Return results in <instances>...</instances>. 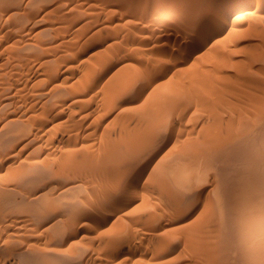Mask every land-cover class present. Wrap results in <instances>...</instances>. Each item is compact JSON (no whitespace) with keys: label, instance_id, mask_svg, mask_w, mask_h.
I'll use <instances>...</instances> for the list:
<instances>
[{"label":"rangeland","instance_id":"374dc122","mask_svg":"<svg viewBox=\"0 0 264 264\" xmlns=\"http://www.w3.org/2000/svg\"><path fill=\"white\" fill-rule=\"evenodd\" d=\"M37 1V2H36ZM66 1H67V4H66ZM71 1V2H70ZM88 0H47V1H45V0H41L40 2H38V0H35L34 2H32V4L30 3V4H28L27 3V5H26V3H21V4H18L17 6H14L13 8H12V10H10V12H7L8 13V15L9 14H12L10 17L8 16V15H4V16H2L1 15V17H3V19L1 18L0 19V51H2L1 53H0V85L1 84H4V83H14V84H12V86L13 85H17L16 86V88H15V86H13L12 88L14 89V91L13 90H10L9 91V96L12 94H14V93H16V91H17V93H16V95H13L12 97H14V98H12L11 96H10V98H9V96H8V101H9V103H11V108H13V109H16L15 111H11L10 112V114H12V115H16V118L17 119H21L20 117H23L22 119H24V120H26L27 119V116L28 115H26V113H24L25 111L27 112V114H29V117L32 115V107L29 105V104H31V102L32 103H34V101H35V103L37 102L38 103V105H37V103H36V105L35 106H37V107H35L34 106V104H33V109L35 108V109H37V111L36 110H34V113H33V116H36L37 114H36V112L38 113L39 111H40V107H41V109L43 110V105L44 106H46L47 104V101L46 102H43V104H42V101H44L45 99L43 98V99H41V101H37V99L38 98H36V97H34L35 99L34 100H32V96H35V95H33V90L36 88V91L34 90V93L35 92H37L38 91V89L40 88L41 90H43L44 92L46 91V92H48L49 90L48 89H50V87L52 88V86L54 85V84H57L56 86H58V85H62V83L60 84V82H63V86H67L68 87V85H66V84H71V82H72V80H75V77H76V80H80L79 79V77L81 76H83V74L85 75V72H87V70L89 71V75L91 76L92 74H90V73H93L92 71H93V69L95 70V68L97 69V71L98 72H106V73H108L107 74V77H106V79L104 80V82L106 83L105 85H104V83H103V85H104V87H103V85H102V87L101 88H103V89H98V88H95V87H93V89H91V88H88L87 89V87H84L83 89H86L85 90V94L84 93H82V94H80V95H73L71 98H69V100H67V102H65V105L64 106H67L68 105V103H69V106H67V107H62V109H64V111H62V112H60V109L61 108H59V111H58V109H57V113H56V111H53L54 112V114H55V117H54V115H52L53 116V118H52V120H50L51 122H48L49 123V125L48 126H46V128L47 129H49L50 130V133L48 132L49 130H47L46 128H45V130H46V134H45V130H39L40 131V133L42 134L43 132H44V134L41 136V134L39 133V131H38V133L36 134V135H33V136H31L30 137V143H32V144H29V140H27V138H24V140H22V143L23 142H25L26 143V141H27V143H26V147H24V149L22 150V152L19 154V157L17 156L16 157V159H18L17 161L15 160V161H13L14 163H12V164H10V163H6V162H3V163H1L0 164V181H3L4 180V178H5V176H6V178L7 179H13V178H8V177H10V174L11 175H16V173H18L19 171H21V170H23L22 172H26L24 175H26V174H29V175H33V176H35V177H37L38 176V178H41L42 180H43V182H47V181H52V184L54 185L55 184V186H56V188L57 189H55L54 190V193H56L58 190H60V187L59 186H61V184H63V183H65V182H70L72 185H73V189H71V190H69L68 191V193L66 192V193H64V195L60 198V199H62L61 201H60V199L58 198V200H57V198L56 199H54V198H52L53 200H51L50 198H49V201L48 200H46V202H42V204L40 203V204H38V206H42V207H44L45 206V203L47 204V207L45 206V208H48V210L46 211V213L44 214V216L43 217H41L42 218V220H41V218H39V220L41 221H39L40 223H37V224H39V227L37 226V229H36V227H34V228H32V227H30V226H26L25 228H24V230H27L26 232L24 231V230H22V233H21V231H17V232H14V233H21L20 234V236H19V234L18 235H16V234H13V235H11L12 234V229H10V228H13L12 226L14 225V222H16V221H14L15 219H18V218H20L21 217V215L23 216H26V214H27V212H24V213H26V214H24L21 210H22V208H15L16 207V205L17 206H19L18 205V201H20V203H21V200H20V198H21V196L18 194H13V193H11V195L10 196H7L5 199L7 200H5L7 203H8V201H15L13 204L10 202V204L9 205H11V207H4V210H3V208H1V210H0V213L3 215H0V230H2L1 232H0V243H2V245L0 246V261L2 262V264H64L65 263V261H69L68 262V264H153V262H154V264H156V262L157 263H164V264H166V262H168L169 260H171L173 257H174V261H175V258L176 257H178V255H179V252H180V255L182 254V256L183 257H185V259L183 258L182 259V257H180V255H179V257H178V261H179V258H181V262H179L178 263V261L175 263V264H191L192 263V261L190 260V258H186V256H184L183 255V253L185 254L186 252H181V251H186L188 248L187 247H189L190 246V244H188L189 242H187L189 239H186L187 237H185L184 235H187V233L186 232H188V230L187 231H183V230H186V228L184 229V227H187L189 224H191L190 226H192V224L194 225V223L196 222V223H198V219L200 218V216H202L201 215V212L203 213V215H205V214H207L206 212L207 211H211L212 210V208H213V210H214V208L216 207H218V208H220V209H216L215 208V210H222L221 212H225V210H228L230 213H233V214H235V218H234V220H233V218L231 219V224L233 225V226H235V223L238 221V219H239V216L242 214L241 212H243V216L244 215H246V214H248V213H250L251 215L253 214V211H256V212H254L255 214H253V216H252V218L251 219H253V217H254V219L253 220H255L256 218V220H258L259 219V217H262L263 215H264V212H263V215H261L260 216V214H262V211L264 210V206H263V204L264 203H262L263 201H264V199L262 200V201H260L262 198H264V194H263V196H262V193H264V178H263V180H262V177L264 176V134L263 135H261L259 138H257V140L256 141H254V143L252 142V143H246V145L243 143L242 145H241V142L243 141L244 142V139L243 138H239V139H237L235 142H234V145H235V148L237 147V149H240L239 151L240 152H238L237 153V149H236V153L234 152L235 151V148H234V150H233V152L235 153V154H233V152L231 151V150H228V149H230V148H232V147H234V146H232L233 144H231V147L229 146L228 147V145L226 146V150H225V146L223 147L222 145H220V143L218 144V150H222L221 151V153H223V151H224V153H223V156H225V154L227 153V155L228 154H232V156H229L231 159H229V162H230V164H232V161L235 163L236 162V164H234L233 163V169H235L234 171L236 172L235 173V175H233L232 177H230L229 179L228 178H226V176L228 177V172H227V174H225V173H223L222 172V170H220V169H218L219 171H217V170H215V171H217V173L218 174H216V172L213 170V172L208 168V170H206L207 169V167L206 166H203V169H202V165H205L204 163H205V158H207V156L209 155L208 153H209V151L210 152H214V151H216L214 148H217V146L216 147H214L213 149H212V147L210 148V146H208L209 144H207L208 142V137H209V135H211V132H212V135L213 134H215L216 132H218V133H220L221 131L223 132V131H225L227 128H229V129H227V130H230V128L231 129H233V130H236L237 128V130L238 131H240L241 129L240 128H242L243 130H244V128H247L248 126H252L253 124H255V123H250V121L252 120V122H254L253 121V119H251V118H254L255 119V117L254 116H251L250 114L252 113V110L248 107V105H247V98H246V96L248 97L249 96V94L252 92V90L255 88V86L257 87V85H258V87H259V85H260V83L262 82L261 80H264V57H263V55H264V42H263V40H264V0H251V1H247V0H230L229 1V4H222L221 6H220V8L218 9V8H215L216 9V11H219L220 9H222L223 10V12L222 13H224V17H221L220 19H221V21L219 22L220 24L219 25H216V26H211L210 28H208V26H207V31H206V33H205V35L203 36V37H201L200 38V40L198 41V43L196 42V44L194 43V46H192L193 44H192V42L191 41H189V39H188V34L190 33V32H188V31H191L192 29H190V30H188V28L186 29V27H185V25H187L189 22H191L192 20H193V14H194V12L196 13L197 12V9L196 8H200V7H197L196 5H194V4H188L187 6L186 5H184V6H182L181 8H183V9H179V10H181V13L182 12H185L184 13V15H183V17L184 18H182V19H175V17H172V15H175L176 13H177V11H178V6L176 5V3L173 1V0H171V1H168L167 0V2L165 1H160V2H157V3H150V4H148V3H145L144 2V0H142L143 2H132V3H129V4H127L128 6H125V7H127L126 9H125V7H122V8H124V10L123 9H121V7L120 8H118V7H111V5H109L110 3H111V1H113V2H116V0H107L108 2H110V3H108L106 0H96L97 2H95V0H89L88 2H87ZM101 1V2H100ZM105 1L108 3L107 5H106V3H105ZM172 1H173V4H174V6H172L173 4H172ZM207 1V0H206ZM57 2V3H56ZM62 2H65V3H62ZM94 2V3H93ZM112 2V4H114ZM168 2H171V3H168ZM231 2V3H230ZM247 2H250V3H247ZM256 2H257V4H256ZM42 3V4H41ZM45 3V4H44ZM49 3V4H48ZM92 3L94 6H92V4H91V6H90V4ZM101 4V5H99V4ZM104 3V4H103ZM164 3H165V5H166V7H165V5H164ZM261 3V4H260ZM37 4V5H36ZM54 4V5H53ZM60 4V5H59ZM63 4H66V6L65 5H63ZM88 4H89V6L91 7H89L88 6ZM105 6H103V5ZM116 4H117V2H116ZM170 4V5H169ZM33 5V6H32ZM40 5H41V7H40ZM42 5H43V7H42ZM47 5V6H46ZM57 7H56V6ZM134 5V6H133ZM140 5V6H139ZM143 7H142V6ZM151 7H150V6ZM160 5V6H159ZM162 5V6H161ZM168 5V6H167ZM255 5H256V7H255ZM261 5V6H260ZM54 6V7H53ZM68 6V7H67ZM98 6V7H97ZM102 6V7H101ZM133 6V7H132ZM158 6V7H157ZM172 6V7H171ZM16 7V8H15ZM34 7V8H33ZM53 7V9H51ZM56 7V8H55ZM62 7V8H61ZM64 7V8H63ZM70 7H71V9H70ZM100 7V8H99ZM110 9H112L111 11L108 9V8ZM132 8V10L133 11H131V8ZM137 7H139V8H137ZM159 7H161V9L164 11H166V10H168V11H166V12H163ZM165 9H164V8ZM192 7V8H191ZM37 8V9H36ZM93 8H94V10H93ZM118 11H115V9ZM140 8H142V9H140ZM150 10H149V9ZM156 8V9H155ZM175 8V10L173 11V13H172V10ZM177 8V9H176ZM195 8V9H194ZM202 8V7H201ZM255 8H256V10H255ZM41 9V10H40ZM50 9V10H49ZM61 9V10H60ZM97 9V10H96ZM100 9V10H99ZM103 9V10H102ZM104 9H106V10H104ZM113 9H114V11H113ZM153 9L155 10V11H153ZM171 11H170V10ZM188 9V10H187ZM260 9H261V11H260ZM40 10V11H39ZM52 10V11H51ZM68 10H69V12H68ZM96 10V11H95ZM99 10V11H98ZM121 10V11H120ZM128 10V11H127ZM162 12H161V11ZM14 13H13V12ZM40 13H39V12ZM47 11V12H46ZM63 11V12H62ZM65 11H67V13L65 12ZM99 13H98V12ZM101 11V12H100ZM102 11H104V12H102ZM110 11V13H107V12H109ZM149 11H151V12H149ZM153 11V12H152ZM156 11L157 12H160L161 14H159V13H156ZM221 11V10H220ZM16 12V13H15ZM34 12H36V14L34 13ZM46 12V13H45ZM49 12V13H48ZM64 12H65V14H64ZM79 12V13H78ZM81 12V13H80ZM92 12H93V14H92ZM94 12H95V14H94ZM111 12H113V16H112V13ZM115 12H117V13H115ZM119 12H120V15H119ZM125 12V13H124ZM127 12H129V13H127ZM133 12H134V14H133ZM18 13V14H17ZM21 13V14H20ZM34 13V14H33ZM100 13H102V16H101V14ZM104 13V14H103ZM123 13V14H122ZM138 13H140V14H138ZM143 13H144V15H143ZM169 13H172V14H170L169 15ZM146 14V15H145ZM155 14V15H154ZM166 14V15H165ZM183 14V13H182ZM239 14V15H238ZM17 15V16H16ZM42 15H44V16H42ZM64 15V16H63ZM105 15H106V17H105ZM134 15H135V17H134ZM139 15V16H138ZM149 15V16H148ZM169 16V19H168V16ZM225 15H226V17H225ZM230 15V16H229ZM236 15V16H235ZM239 17H238V16ZM19 16V17H18ZM29 16V17H28ZM31 16H33V18L31 19L30 17ZM41 16L43 17V18H41ZM93 16V18H91ZM95 16V17H94ZM104 16V17H103ZM130 16V17H129ZM146 16V17H145ZM160 16V18H158ZM28 17V18H27ZM108 17V18H107ZM111 17H113L114 19H112ZM117 17V18H116ZM129 19H128V18ZM153 17V18H152ZM154 17H156V18H154ZM211 16H205V19H207V21H209L211 18H210ZM236 17V18H235ZM238 17V18H237ZM15 18V19H14ZM19 18V19H18ZM37 18V20H35L34 21V19H36ZM88 18V19H87ZM91 18V19H90ZM94 18H96V19H94ZM97 18H98V20H97ZM102 18V19H101ZM121 18V19H120ZM148 18V19H147ZM175 20H174V19ZM208 18H210V19H208ZM232 18H235V20L233 21V19ZM11 19H13V20H11ZM28 19H30V20H28ZM40 19V20H39ZM104 19V20H103ZM109 19V20H108ZM111 19V20H110ZM119 19V20H118ZM137 19V20H136ZM142 19H144V20H142ZM154 19V20H153ZM204 19V16H202V17H199V21L196 19L195 21L197 22H200L201 20H203ZM239 19V20H238ZM241 19V20H240ZM7 20L9 21V22H7ZM15 20V21H14ZM25 20V21H24ZM44 20V21H43ZM72 20H74V21H72ZM87 21V22H85V21ZM107 20V21H106ZM121 20V21H120ZM127 20H129V23H128V21ZM140 20V21H139ZM146 20H147V22H146ZM178 20V21H177ZM228 20V21H227ZM18 21H20V22H18ZM32 21V22H31ZM34 21V22H33ZM71 21V22H70ZM91 21H93V22H91ZM95 21H97V22H95ZM103 21V22H102ZM106 21V22H105ZM125 21H127L126 23H128V24H130L129 26H128V24H124V22ZM131 21V22H130ZM134 21V22H133ZM136 21V22H135ZM142 21H144V22H142ZM148 21H149V23H148ZM160 22V24H159V22ZM173 21V22H172ZM186 21V22H185ZM211 21V20H210ZM15 22V23H14ZM27 22V23H26ZM99 22V23H98ZM119 22V23H118ZM164 22V23H163ZM213 22V21H212ZM234 22V23H233ZM260 22H262L261 24H260ZM19 23V24H18ZM21 23H24L23 24V27H22V24ZM83 23V24H82ZM101 23V24H100ZM106 23V24H105ZM110 23V24H109ZM121 23V24H120ZM122 23H123V25H122ZM133 23V24H132ZM144 23V24H143ZM162 23V24H161ZM187 23V24H186ZM236 23V24H235ZM259 23V24H258ZM12 24V25H11ZM27 24V25H26ZM34 24V25H33ZM81 24V25H80ZM90 24H91V26H90ZM96 24V25H95ZM120 24V25H119ZM135 24V25H134ZM259 25V26H257L258 28H259V30L258 31H260V30H262L261 32H260V35H259V33H258V31L256 30V25ZM263 24V25H262ZM18 25H19V27H21V29L18 27ZM60 25V26H59ZM62 25V26H61ZM64 25H68V27L66 28V26L65 27H63ZM118 27H117V26ZM142 25V26H141ZM145 25V26H144ZM165 27H164V26ZM171 25V26H170ZM183 25V26H182ZM233 25V26H232ZM24 26H25V28H24ZM114 26V27H113ZM121 26V27H120ZM123 26V27H122ZM125 26V27H124ZM137 26V27H136ZM141 26V27H140ZM155 26V27H154ZM161 26V27H160ZM175 26V27H174ZM263 26V27H262ZM49 27V28H48ZM63 27V28H62ZM89 27V28H88ZM91 27V28H90ZM98 27V28H97ZM104 27V29L102 30L101 28H103ZM113 27V28H112ZM146 27V28H145ZM7 28V29H6ZM45 30H44V29ZM71 28V29H70ZM78 29V31H76L77 29ZM93 28V29H92ZM110 28H112V29H109ZM120 28H122L121 30H120ZM127 28V29H126ZM132 28V29H131ZM140 28H142V29H140ZM230 28V29H229ZM257 28V29H258ZM263 28V29H262ZM5 29V30H4ZM24 29V30H23ZM40 29H41V32H40ZM76 29V30H75ZM83 29V30H82ZM88 29V30H87ZM94 29H96V30H94ZM109 30V31H107V30ZM164 29V30H163ZM209 29V30H208ZM18 30H20V31H18ZM38 30H39V32H38ZM77 32H75V31ZM87 30V31H86ZM118 30V32H115V31H117ZM160 30V31H159ZM167 30V31H166ZM169 30V31H168ZM176 30V31H175ZM248 30V32H249V30H250V32L249 33H252L251 32V30L253 31V33H254V30L256 31L255 33L256 34H258V35H256V34H254V36H255V38H256V36H259L261 39H259V38H257V39H255L254 40V38H251L250 39V34H249V36H247V34H245V32ZM80 31V32H79ZM96 32V33H94V32ZM112 31V32H111ZM129 31H130V33H129ZM132 31V32H131ZM157 31V32H156ZM171 31V32H170ZM178 31V32H177ZM182 31V32H181ZM45 32V33H44ZM75 32V33H74ZM82 32V33H81ZM85 32V33H84ZM102 32H103V34H102ZM108 32V33H107ZM164 32H166V33H164ZM180 32V33H179ZM230 32H231V35H230ZM94 34V36H93V34ZM100 33V34H99ZM117 33V34H116ZM162 33V34H161ZM166 34V35H164V34ZM171 33V34H170ZM213 33V34H212ZM227 33V35H225ZM247 33V32H246ZM263 33V34H262ZM11 34V35H10ZM78 36H77V35ZM84 34V35H83ZM87 36H86V35ZM135 36H133V35ZM162 35V37L161 36H159V35ZM240 34H242L241 35V37L242 36H244V37H242V38H240ZM40 35V36H39ZM80 35H82V37L80 36ZM88 35H92L91 37L90 36H88ZM98 35V36H97ZM108 35V36H107ZM132 35V36H131ZM155 35H157V36H159V37H157V36H155ZM172 35V36H171ZM182 35V36H181ZM187 35V36H186ZM225 35V36H224ZM8 36V37H7ZM24 36V37H23ZM43 36V37H42ZM80 36V37H79ZM116 36V37H115ZM164 36V37H163ZM167 36V37H166ZM209 36V37H208ZM230 36V37H229ZM237 36V37H236ZM245 36H247V37H249L248 39L247 38H245ZM254 36H252L251 35V37H254ZM73 37V38H72ZM79 37V38H78ZM88 37V38H87ZM107 37V38H106ZM132 39H131V38ZM157 37V38H156ZM161 37V38H160ZM182 37V38H181ZM239 37V38H238ZM70 38V39H69ZM78 38V39H77ZM92 38V39H91ZM94 38H97V39H94ZM117 38V39H116ZM135 38V39H134ZM224 40H223V39ZM240 39L239 41L238 40H236V39ZM243 38H245V39H243ZM2 39V40H1ZM17 39V41H14V40H16ZM18 39H20V41L18 40ZM28 39H30V40H28ZM76 39V40H75ZM114 39V40H113ZM116 39V40H115ZM139 39V40H138ZM174 39V40H173ZM218 40V42H217V40ZM233 39H235V40H233ZM243 39V40H242ZM250 39V40H249ZM259 39V40H258ZM78 40V41H77ZM86 40V42H84ZM87 40H89V41H87ZM91 40V41H90ZM96 40V41H95ZM104 40V41H103ZM183 40V41H182ZM221 40V41H220ZM232 40V41H231ZM245 40V41H244ZM18 42V44L17 43H15L14 44V42ZM70 41V42H69ZM106 41V42H105ZM134 41V42H133ZM140 41V42H139ZM180 41H182V42H180ZM28 42V43H27ZM29 42H30V44H29ZM69 42V43H68ZM72 42V43H71ZM83 42V43H82ZM112 42H114V43H112ZM163 42V43H162ZM214 42V43H213ZM228 42V43H227ZM32 43V44H31ZM68 43V44H67ZM73 43H75V47L73 48ZM77 43V44H76ZM104 43V44H103ZM137 43V44H136ZM140 43V44H139ZM162 43V44H161ZM225 43L227 44L226 46H225ZM249 43H251V45L249 44ZM256 43H261V44H256ZM11 44V45H10ZM17 44V45H16ZM35 44V45H34ZM55 44H56V46H55ZM61 44V45H60ZM71 46H70V45ZM73 44V45H72ZM90 44V45H89ZM109 44V45H108ZM156 44V45H155ZM161 44V45H160ZM164 44V45H163ZM213 44V45H212ZM224 44V45H223ZM249 44V45H248ZM252 44H255L254 46L252 45ZM10 45V46H9ZM13 45V46H12ZM21 45H22V48H21ZM70 46V47H67V46ZM77 45V46H76ZM95 45V46H94ZM156 47H155V46ZM258 45V46H257ZM17 46H20V47H17ZM28 46V47H27ZM49 46H51V47H49ZM93 46V47H92ZM151 46H153L152 48H151ZM212 46V47H211ZM247 46H248V48H247ZM251 46V47H250ZM255 46H257V47H255ZM260 46V47H259ZM7 47V48H6ZM10 47V48H9ZM13 47V48H12ZM17 47V48H16ZM44 47V48H43ZM48 47V48H47ZM54 47H55V50H54ZM86 49H85V48ZM208 47L210 48V49H208ZM228 47V50L226 49ZM254 47L256 48V49H254ZM36 48V49H35ZM50 48V49H49ZM53 50H52V49ZM58 48V49H57ZM59 48H60V51H59ZM67 48H69V50H67ZM80 48V49H79ZM98 48H99V50H98ZM151 48V49H150ZM250 48V49H249ZM7 49H8V51H7ZM9 49H14V50H12L13 52H14V54H12L13 52L11 51V50H9ZM22 49V50H21ZM42 49H44V50H42ZM62 49V50H61ZM65 49V50H64ZM77 49V50H76ZM218 49V51H216ZM226 49V50H225ZM247 49V50H246ZM253 50L252 52H254L255 54H254V56H253V54L252 53H250L251 51H249V50ZM3 50H5V51H3ZM15 50H17V52H15ZM36 50V51H35ZM47 50H48V52H47ZM58 52H57V51ZM64 50V51H63ZM72 50H74V52H72ZM90 50V51H89ZM101 50V51H100ZM222 50H225V51H222ZM261 50V51H260ZM22 51V52H21ZM28 51V52H27ZM34 51V52H33ZM56 51V52H55ZM62 51V52H61ZM65 51H67V52H65ZM83 51V52H82ZM100 51V52H99ZM204 51H205V54H204ZM216 51V52H215ZM260 51V52H259ZM3 52H5V53H3ZM21 52V53H20ZM30 52H32V54L34 55L35 54V56H36V58H35V56H34V58H33V55L30 53ZM45 52V53H44ZM47 52V53H46ZM72 52V53H71ZM77 52V53H76ZM78 52H80V53H78ZM248 52V53H247ZM6 53H11V54H6ZM19 55H18V54ZM26 53H28V56H27V54ZM50 53V54H49ZM56 53V54H55ZM62 53V54H61ZM69 55H67V54ZM74 53V54H73ZM202 53V55L200 56V54ZM24 54V55H23ZM49 56H48V55ZM67 55L68 57H72L73 58V60H71L70 59V63H71V61H73V63H71V65H73V64H75V65H73L74 66V68L72 67V69H74V71H72V72H69V70L71 69H69V70H67V72H68V74L66 75V77L68 76L69 78L68 79H70L68 82H64L62 79H61V77H63V76H61V74H58L57 75V80L56 79H53V81L52 80H50L51 82H48V83H46V82H41V81H45L44 79H46V76H45V73H46V71L44 70L45 69V65H47V67L48 68H46V70H48V69H50V67L48 66L49 64L51 65V66H54L55 65V67H58L59 65H61V72L62 71H64L65 69L63 68V67H65L66 66V63H64L63 61H62V59H64L63 57H62V59H61V55L62 56H64V55ZM166 54V55H165ZM248 54V55H247ZM250 54V55H249ZM258 54L260 55L259 57H258ZM7 55V56H6ZM11 55V56H10ZM16 55V57H17V55H18V57H17V59L14 57V56ZM20 55H23V56H25V57H23V56H20ZM37 55H38V57H37ZM54 55V56H53ZM75 55V56H74ZM82 55V56H81ZM176 55V56H175ZM194 55V56H193ZM199 55V56H198ZM246 55H247V57H246ZM41 56V57H40ZM43 56V57H42ZM58 56V57H57ZM104 56H108V57H104ZM187 56V57H186ZM252 56V57H251ZM5 57V58H4ZM9 57V58H8ZM14 57V58H13ZM22 59H21V58ZM29 57V58H28ZM49 57V58H48ZM50 57H52L51 58V60H53L52 62H51V60H50ZM102 57V58H101ZM110 57V58H109ZM194 57H196V58H194ZM198 57H199V59H198ZM247 58V59H245V58ZM253 57L255 58V59H253ZM261 57H262V59H261ZM7 58V59H6ZM13 58V59H12ZM25 58H27L25 61H23V59H25ZM47 58V59H46ZM81 58V59H80ZM109 58V59H108ZM178 58V59H177ZM185 58V59H184ZM251 58V59H250ZM257 58H258V60H257ZM11 59V60H10ZM19 59H21V62L19 61ZM35 59H37V60H35ZM39 59V60H38ZM46 59V60H45ZM55 59V60H54ZM58 59H60V61L58 60ZM101 59V60H100ZM107 60V61H104V60ZM171 59V60H170ZM183 59V60H182ZM188 59V60H187ZM195 59H198V60H195ZM243 59H245V62L247 63H245L244 64V60ZM248 59H250V60H248ZM261 59V60H260ZM29 60H30V62H29ZM44 60L46 61V63L44 62ZM48 60V61H47ZM120 60H122V61H120ZM177 60V61H176ZM185 60V61H184ZM16 61V62H15ZM24 62V66L23 65H21L20 66V64L21 63H23ZM37 61V62H36ZM44 62V64H43V62ZM58 62V64L56 63V62ZM63 63H62V62ZM131 61V62H130ZM243 61V62H242ZM252 61V62H251ZM253 61H255V64H254V62ZM256 61H258V62H256ZM3 62V63H2ZM4 62H6V63H4ZM9 62H11V63H9ZM50 62V63H49ZM60 62V63H59ZM98 62H100L99 63V66L97 65L98 64ZM115 62H116V64H115ZM128 62V63H127ZM169 62V63H168ZM248 62H250V63H253V64H248ZM33 63H34V65H33ZM40 63H42L41 65H40ZM62 63V64H61ZM79 63V64H78ZM97 63V64H96ZM104 63L106 64L107 63V65H104ZM172 63V64H171ZM186 63V64H185ZM190 63H192V66H190L191 64ZM193 63H195V65H193ZM241 63H242V65H241ZM6 64V65H5ZM16 64V65H15ZM17 64H19V65H17ZM27 64V65H26ZM39 64V65H38ZM53 64V65H52ZM95 64V67H93V65ZM112 64V65H111ZM123 64H125L124 66H123ZM126 64H128V66L126 65ZM189 64V65H188ZM258 65V67H257V65ZM261 66H260V65ZM8 65V66H7ZM12 65V66H11ZM14 65V66H13ZM42 65H44L43 67H44V69H43V67H41V69H40V66H42ZM56 65H58V66H56ZM62 65H64V66H62ZM77 65V66H76ZM83 65V66H82ZM122 65V66H121ZM176 65V66H175ZM188 65V66H187ZM202 65V66H201ZM240 65H241V67H243V68H241V70H239L240 68ZM246 65V66H245ZM249 65V66H248ZM263 65V66H262ZM29 66H30V68H31V70L29 69ZM39 66V67H38ZM93 68H91V67ZM101 66V67H100ZM125 66H126V68H125ZM250 66H252L251 68H250ZM256 66V67H255ZM11 67H13V69L11 68ZM28 67V68H27ZM169 67V68H168ZM180 67H181V69H183V70H181L180 69ZM184 67V68H183ZM200 67H202V68H200ZM222 67H225L226 68V70H225V68H222ZM247 67L249 68V69H247ZM262 67V70L260 69ZM26 68V69H25ZM37 68H38V71H37ZM69 68V67H68ZM85 68H86V70H85ZM91 68V69H90ZM119 68V69H118ZM222 68V69H221ZM245 68V69H244ZM254 68V69H253ZM3 69V70H2ZM34 69V70H33ZM64 69V70H63ZM71 69V70H72ZM84 69V70H83ZM110 71V72H107L108 70ZM116 69L117 70H121V69H123V70H121V71H118V73H117V71H116ZM168 69V70H167ZM177 69V70H176ZM198 69H199V71L200 72H198ZM261 71H260V70ZM7 71V73H6V71ZM9 70H11L13 73H11V71H9ZM21 70H23V71H21ZM26 70H28V71H26ZM41 70V71H40ZM70 70V71H71ZM161 70V71H160ZM179 70V71H178ZM199 73H195L196 71ZM220 70H223L222 72L220 71ZM243 70H245V74H247V75H245L244 74V71ZM248 70H252V71H247ZM256 70V71H255ZM5 71V72H4ZM20 72V74H19V72ZM37 73H41L42 71L44 72V74L42 75H39V74H37ZM81 71V73L82 72H84L82 75H79V72ZM96 71V70H95ZM116 71V73H114ZM129 71V72H128ZM133 72V71H136V73L135 72H133V75H131L132 73L131 72ZM147 71V72H146ZM175 73H173V72ZM193 71H195V72H193ZM213 71V72H212ZM217 71H218V73H217ZM238 71H240V72H238ZM8 72H10L12 75H10V73H8ZM17 72H18V74H17ZM30 72V73H29ZM75 72L77 73V74H75ZM140 72V73H139ZM211 72V73H210ZM242 72H243V74H242ZM247 72V73H246ZM250 72V73H249ZM251 72H253V73H251ZM255 72H256V74H258V75H253V74H255ZM263 72V73H262ZM26 73V74H25ZM35 73V74H34ZM69 73H71L73 76H71V75H69ZM80 73V74H81ZM112 73H113V76H112ZM129 73H131V74H129ZM144 73V74H143ZM146 73V74H145ZM200 73L202 74V75H200ZM204 73V74H203ZM214 73V74H213ZM226 73V74H225ZM1 74L3 75V76H1ZM23 74H24V76H23ZM28 74V75H27ZM88 74V73H87ZM136 74V75H135ZM143 75V77H141L142 75ZM174 74V75H173ZM215 75V77L213 78V77H211V76H208V75ZM220 76H219V75ZM225 74V75H224ZM228 74V76H226ZM234 74V75H233ZM235 74H236V76H235ZM239 74V75H238ZM243 75V77L245 78H242V75ZM26 75V76H25ZM34 75V76H33ZM37 75V76H36ZM136 77H138V78H136ZM141 75V76H140ZM153 75V76H152ZM230 75H233L234 76V78H232V76H230ZM241 75V76H240ZM251 75H252V77H251ZM262 77H261V76ZM6 76V77H5ZM9 76V77H8ZM19 76V77H18ZM20 76H22L21 78H22V80H19V79H21L20 78ZM38 76H40V78L38 77ZM59 76H60V78H59ZM65 76V75H64ZM70 76H71V78H70ZM111 76V77H110ZM129 76V77H128ZM131 76V77H130ZM162 76V77H161ZM169 76H170V78H169ZM171 76H173L172 78H171ZM195 76V77H194ZM208 76V77H207ZM226 76V77H225ZM230 76V77H229ZM238 76H240V77H238ZM257 76V77H256ZM258 76L259 77H261L262 79H260V78H258ZM5 77V78H4ZM25 77V78H24ZM30 77H32V78H30ZM43 77V78H42ZM65 77V78H66ZM72 77L74 78V79H72ZM77 77H78V79H77ZM80 77V78H81ZM132 77H133V79H132ZM135 77V78H134ZM146 77V78H145ZM153 77V78H152ZM201 77L203 78V79H201ZM205 77H207V78H205ZM211 77V80L209 79ZM250 77V80H252V82L250 81H248L249 78ZM255 77V78H254ZM19 78V79H18ZM59 78V79H58ZM110 78V79H109ZM125 79L127 82H129V80H134V81H131V82H133V83H135V85H137V86H132L131 88H124V90L121 88V90L119 89V88H117V87H121L122 85H123V83L125 82L123 79ZM129 78H131V79H129ZM140 78V79H139ZM166 79V81L164 82L163 81V79ZM171 80V83H170V85H169V79ZM185 78V79H184ZM195 78H196V80H195ZM217 78H219L221 81H222V79L224 80V81H222V83H221V81L220 82H218V84H217V81H219V80H217ZM222 78V79H221ZM224 78H228L227 80H225ZM7 79V81H5ZM17 80V83H16V81L15 80ZM40 79H43V80H41L40 81ZM62 81H61V80ZM109 79V80H108ZM137 79V81H135ZM140 81H139V80ZM142 79V80H141ZM164 79V80H165ZM207 79V80H206ZM213 79H215L214 80V82H213ZM235 79V80H234ZM248 79V80H247ZM256 79H258L257 81H258V83L259 84H257L256 82V84L257 85H253V84H251L254 88H250L251 89V91H249L250 89L247 87V86H249L250 87V85H246L247 83L248 84H250V83H253V81H255ZM260 79V80H259ZM23 80H25V81H23ZM39 80V81H38ZM106 80H108V81H106ZM186 80V81H185ZM198 80H199V82H198ZM231 80H233V81H231ZM248 82H247V81ZM19 81H23V83H20ZM29 81V82H28ZM143 81V82H142ZM147 81H148V83H147ZM159 81V82H158ZM163 81V82H162ZM205 82L204 84H200L201 85V87H204V89L203 88H201L200 87V85H199V83H202V82ZM208 81H211L210 82V84L212 83V92H211V89L209 88L210 86H209V82ZM216 81V82H215ZM229 81H231V82H229ZM240 81L241 82H243L245 85L243 86L242 84H240ZM245 81V82H244ZM39 83L38 85H36L35 83ZM42 83V85H40L41 83ZM75 82H77V81H75ZM74 81H73V84L75 83ZM79 82V81H78ZM137 82V83H136ZM142 82V83H141ZM145 82V83H144ZM151 82V84H149ZM158 82V83H157ZM167 82V83H166ZM183 82H184V84H183ZM226 82V83H225ZM235 82V83H234ZM236 82H239V83H236ZM247 82V83H246ZM264 82V81H263ZM262 82V83H263ZM140 83V84H139ZM157 83V84H156ZM161 83H163V84H161ZM172 83H174V85L172 84ZM178 83V85H175V84H177ZM180 83V84H179ZM196 84V85H193V84ZM215 83V84H214ZM223 83L225 84V85H223ZM233 83L234 84H236V85H234L233 86ZM254 83V84H255ZM261 83V84H262ZM33 84H34V86H33ZM53 84V85H52ZM80 84V83H79ZM79 84L77 85V83L75 84V85H77V87L79 86ZM119 84V85H118ZM124 84H126V82L124 83ZM169 88H167L165 85ZM168 84V85H167ZM172 84V85H171ZM186 84V85H185ZM217 84V85H216ZM228 84H231L233 87H231V85L230 86H228ZM32 85V86H31ZM74 85V87H76ZM146 85V86H145ZM192 85V86H191ZM199 85V86H198ZM215 85V86H214ZM223 85V86H222ZM239 85H240V87H242L241 89H240V87H239ZM22 86H24L23 87V89H21L20 90V88H22ZM33 88V90L32 89H30L31 87ZM43 86V87H42ZM73 86V85H72ZM114 86H115V88H117V89H114ZM155 86V87H154ZM156 86H158V87H156ZM162 88V90H161V88ZM165 86V88H163ZM173 87V86H176V87H174V89L173 88H170V87ZM185 88H184V87ZM187 86H188V89H187ZM194 86V87H193ZM223 87V89L225 90H223L222 89V87ZM39 87V88H38ZM76 87V88H77ZM148 87V88H147ZM151 87V88H150ZM180 87V88H179ZM208 88V89H206V88ZM215 87L217 88V89H215ZM226 87V88H225ZM244 87H246L245 89H244ZM11 88V89H12ZM28 88V89H27ZM71 88V87H70ZM70 88H69V90H70ZM154 88V89H153ZM177 88H179V90L181 89V88H183V89H185V91L187 90L189 93L188 94H186L187 93V91H186V93L184 92V94H183V96H181L182 98L183 97H185L184 99H181V97H180V91H177L178 89ZM218 88H219V90H218ZM221 88V89H220ZM236 88V89H235ZM52 89H54V87L52 88ZM52 89H50V92H49V94L50 93H52ZM73 89H75V88H73ZM82 89V91L84 92V90ZM151 89H153L152 91H151ZM176 89V90H175ZM182 89V90H183ZM198 89V90H197ZM201 89V90H200ZM213 89H215V91L213 90ZM229 89L231 90V91H229ZM234 89V90H233ZM238 89V90H237ZM243 89V90H242ZM247 89V90H246ZM16 90V91H15ZM19 90V91H18ZM99 90V91H98ZM118 91V90H120V94L117 92L116 93V91ZM128 90V91H127ZM149 90H150V92H149ZM159 90H161V91H159ZM166 90V91H165ZM170 90H172V92L174 93V94H176L177 92L179 93V94H177L176 95V97H180V98H178V99H176V100H178V102H176V100H175V102H167L168 101V99H166V97L167 96H169V97H171V95L173 94ZM193 90L195 91V92H193ZM230 93H228L227 91ZM236 90V91H235ZM239 90H240V92H239ZM244 90L247 92H244ZM255 91V93H256V96L258 95L257 94V89H254ZM12 91V92H11ZM21 91V92H20ZM71 91L73 92V90L71 89ZM70 91V92H71ZM76 91V90H75ZM95 91H98V94L97 93H95ZM102 91V92H101ZM115 91V92H114ZM126 93V91H127V94H125V96L123 95L124 94V92ZM157 91V93H158V96L161 94V93H163V95H166L165 96V98H164V96L161 94L160 95V97H158V98H155L154 96H156L157 94H155V92ZM159 91V92H158ZM198 91V92H197ZM206 91V92H205ZM207 91H208V93H207ZM222 92L221 94L219 93V92ZM31 92H32V96L30 97V94H31ZM71 92V93H72ZM93 92H94V94H93ZM161 92V93H160ZM169 92V93H168ZM201 92H203V97H206L207 99H203L202 98V94H201ZM211 92V93H210ZM215 92H216V95H215ZM224 92H225V94H224ZM87 93H88V95H87ZM123 93V94H122ZM153 95H152V94ZM166 93V94H165ZM204 93H207V94H209V95H211V96H209V95H206V94H204ZM214 93V94H213ZM240 95V96H238V94ZM241 93V94H240ZM243 93H244V95H243ZM249 93V94H248ZM253 93V92H252ZM251 93V94H252ZM255 93H253V94H255ZM21 96H20V95ZM22 94H24V95H22ZM27 94V95H26ZM117 94H119L118 96L115 95ZM122 94V95H121ZM168 94V95H167ZM170 94V95H169ZM192 94V95H191ZM195 94V95H194ZM199 94H201V95H199ZM235 94V95H234ZM246 94H248V95H246ZM250 94V96L248 97V99L250 98V100L248 101V102H250L251 101V99H252V96H253V94L251 95ZM84 95V96H83ZM88 96V98H87V96ZM102 95V96H101ZM138 95H140V96H138ZM151 95V96H150ZM182 95V94H181ZM185 95H190L189 97H191V98H187L188 96H185ZM213 95V96H212ZM227 95H230V96H228V98H227ZM233 95H234V97H233ZM243 95V96H242ZM1 96H2V94H1ZM19 96V97H18ZM24 96H29V98H31V99H29V98H26V97H24ZM89 96H90V98H89ZM93 96H96V97H92ZM148 96V97H147ZM195 96V97H194ZM197 96V97H196ZM220 96V97H219ZM221 96H223V97H221ZM232 96V97H231ZM238 96V97H237ZM243 98H242V97ZM256 96H253V100H255L256 99ZM21 97V98H20ZM117 97V98H116ZM124 97V98H123ZM141 97V98H140ZM150 97V98H149ZM163 97V98H162ZM169 97H167V98H169ZM175 97V98H176ZM210 97V98H209ZM216 97V98H215ZM219 97V98H218ZM225 97V98H224ZM231 97V98H230ZM1 99L3 98V97H0ZM19 99V103L17 104L16 103V101ZM80 98V99H79ZM86 98V99H85ZM121 99V101H120V99ZM135 98V99H134ZM145 98H147L146 100H144ZM148 98H149V100H151V99H153V102H152V104L150 103V101L148 100ZM162 98V99H161ZM193 98V99H192ZM194 98H196V99H194ZM198 98H202V99H198ZM230 98V99H229ZM236 98H238L237 100H236ZM241 98V100H243L242 102H241V100H239ZM24 99V100H23ZM72 99V100H71ZM76 99V100H75ZM80 100V102H79V100ZM85 101H84V100ZM164 99H166L165 101H164ZM188 99H189V101H190V103H189V105H188ZM190 99H192V100H190ZM209 99L210 100H213V102H211V101H209ZM218 99V100H217ZM221 99H223V100H221V102H220V100ZM234 99V100H233ZM21 100V101H20ZM26 100H28V101H26ZM81 100L83 101V103L81 102ZM96 100V101H95ZM154 100H157V102H154ZM163 100V101H162ZM179 100H181V101H179ZM188 102H187V101ZM200 100H201V102H200ZM205 100H207L208 102H209V105L206 107V105L208 104V102H206ZM229 100V101H228ZM236 100V101H235ZM246 100V101H245ZM252 100V101H253ZM11 101V102H10ZM31 101V102H30ZM74 101H75V103H74ZM77 101L79 102V103H77ZM94 101V102H93ZM160 101H162L161 103L163 104H165V102H166V104H165V106H167L168 104H170L171 103V105L170 106H168V107H170V108H167V107H165L164 106V104L162 105L161 103H159ZM193 101V102H192ZM196 101V102H195ZM205 101V102H204ZM224 101H226V102H224ZM233 102V104H232V102ZM15 102V103H14ZM18 102V101H17ZM23 102V103H22ZM73 104H71V103ZM205 104H204V103ZM230 102V103H229ZM235 102V103H234ZM241 102V103H240ZM14 103V104H13ZM20 103H22V104H20ZM29 103V104H28ZM46 105H45V104ZM96 103V104H95ZM156 103V104H155ZM175 103H178V105L177 104H175ZM183 103H186V104H183ZM204 107H202L200 104ZM207 103V104H206ZM214 103V104H213ZM216 103H218L217 104V106H216ZM221 103V104H220ZM224 103H226V104H224ZM230 105H229V104ZM243 103V104H242ZM251 103V102H250ZM20 104V105H19ZM25 104V105H24ZM39 104H40V107H39ZM76 104V105H75ZM141 104V105H140ZM149 104V105H148ZM150 104H151V106H150ZM154 104H155V106H154ZM158 104V105H157ZM172 104H173V106H172ZM182 105V106H180V105ZM212 104V105H211ZM226 105V107L224 106V105ZM239 104H240V106H239ZM245 104V105H244ZM249 104V103H248ZM17 105H19V106H21V109L20 108H18L19 110H17ZM122 105V106H121ZM135 105H136V107H138L139 109H137L136 107H135ZM148 105V106H147ZM174 105L176 106L177 105V107H175V108H173L174 107ZM219 109V114L217 113L218 111V109H216V107ZM221 107H219V106ZM229 105V106H228ZM231 105H232V107H231ZM238 108V106L240 107V108H235V106ZM18 106V107H19ZM79 106V107H78ZM132 106V107H131ZM133 106H134V108H133ZM140 106H141V108H140ZM150 106V107H149ZM160 106V107H159ZM161 106H163V107H161ZM185 106V109H183L182 107H184ZM210 106V107H209ZM214 106V107H213ZM233 106H234V108H235V110L233 109ZM241 106H242V108H244V109H242L241 108ZM246 106V107H245ZM249 106H251L250 104H249ZM252 106H253V104H252ZM28 107H31V108H29L30 110H32V111H28L27 109H28ZM77 107V108H76ZM119 107H121V108H119ZM127 107H131L130 109L129 108H127ZM148 107V108H147ZM165 107V108H164ZM179 107H181V108H179ZM189 107V108H188ZM230 107L232 108V109H230ZM8 109L7 110V113L9 112V110H13V109ZM71 111V110H73L72 112L74 113L75 111H77V115H74L72 112H71V114H70V111L68 110V109ZM135 108L137 109L135 112H134V110H135ZM147 110H146V109ZM150 108H152V109H150ZM167 108V109H166ZM172 108V109H171ZM210 108V109H209ZM223 108H225V109H223ZM247 108H249V110H250V113H249V111H248V109ZM251 108H253V107H251ZM61 109V110H62ZM78 109H79V111H78ZM132 109H133V111H132ZM148 109H150L149 111H148ZM156 109V110H155ZM171 109V110H170ZM207 109V110H206ZM214 109V110H213ZM221 109V110H220ZM226 110L225 111V113H227V114H225L224 112H222L223 110ZM227 109H229L230 110V112H229V110H227ZM242 109V110H241ZM247 109V110H246ZM44 110H45V107H44ZM67 110V111H66ZM92 110V111H91ZM130 110L136 115V117L134 116V114L132 113L131 114V112H130ZM138 110H141L140 112H141V116H140V114H138ZM143 110V111H142ZM146 110V111H145ZM167 112H166V111ZM181 110V111H180ZM208 110H212L213 111V113L212 112H210V111H208ZM216 110V111H215ZM238 110H239V112H238ZM20 111H22V113H20V114H22V115H20L19 114V112ZM36 111V112H35ZM84 111V112H83ZM87 111H88V113H89V117L87 116L88 115V113H87ZM138 111V112H137ZM152 111H154V113L152 112ZM164 111V112H163ZM182 111H183V113H182ZM185 111V112H184ZM235 111H236V113H235ZM241 111V112H240ZM243 111L244 112H246V113H249V114H247V115H249V116H251V118L249 117V116H247V118H244V119H246V120H244V119H241V121H242V125H240L241 124V121H240V118H242V117H240V116H242V114L241 113H243ZM248 111V112H247ZM18 113V114H16V113ZM59 112V113H58ZM91 112V113H90ZM129 112V113H128ZM151 112H152V114H151ZM157 112H159V114L161 115H158V113ZM209 112V113H208ZM214 112H215V114H214ZM222 112V113H221ZM229 112V113H228ZM238 112V113H237ZM42 113V112H41ZM70 115H69V114ZM85 113H87L86 114V118H83L84 116H82L81 114H85ZM148 113H150L149 115H148ZM156 113V114H155ZM181 113V115H179ZM217 113V114H216ZM220 113L221 114H224V115H226V116H224V115H220ZM234 114L233 116H232V118H230V116L228 115V114ZM253 113H254V110H253ZM9 114V115H10ZM26 115V116H24V115ZM31 114V115H30ZM35 114V115H34ZM57 114L59 115V116H57ZM131 114V116H129ZM144 114V115H143ZM166 114V115H165ZM174 114V115H173ZM177 114V115H176ZM4 115H6V114H4ZM14 115V116H15ZM40 115V113L37 115V116H39ZM69 115V117H67ZM137 115H139L140 117H142L143 119H141L139 116H137ZM168 115V116H167ZM170 115H172V116H170ZM178 115H179V117H178ZM215 115V116H214ZM218 115H220V117H218ZM243 115H244V113H243ZM246 115V114H245ZM244 115V116H245ZM252 115H254V114H252ZM19 116V117H18ZM32 116V117H33ZM36 116V117H37ZM80 116H82V117H80ZM145 116H147L145 119H144V117ZM154 116V117H153ZM160 118H159V117ZM163 116V117H162ZM170 116V117H169ZM176 116V117H175ZM221 116H224V117H222L221 118ZM237 116V118H235V117ZM239 116V117H238ZM68 118V120L69 119H71L70 120V122L72 121V123H74L73 121H76V123L75 124H78V125H73L74 126V129H73V126H72V124H69L70 122L67 120V118ZM78 117H80V120H79V118ZM139 117V118H138ZM157 117V118H156ZM162 117V118H161ZM214 117H217V119L215 118L214 119ZM246 117V116H245ZM34 118V117H33ZM81 118H83V120L81 121ZM148 118V119H147ZM155 118L157 119V120H155ZM166 118V119H165ZM219 118V119H218ZM29 119V118H28ZM63 119H64V121L65 120H67V122L68 123H66V124H64V122H63ZM78 120V122H77V120ZM230 119H232V120H230ZM234 119V120H233ZM54 120V121H53ZM85 120H87V121H85ZM145 120H147V121H145ZM224 120V121H223ZM226 120V121H225ZM227 120H228V122H227ZM247 120H248V123H247ZM63 122V123H58V122ZM84 121V122H83ZM142 121H143V123H142ZM153 121H155V122H153ZM167 121V123H169L168 124V126L165 128L166 130H168L169 132H171V136H170V138H169V140L165 143V144H163L159 149H158V151L157 152H154V153H151V152H149L150 153V155H149V153L146 155V151H144L145 149V145H147L146 144V140L147 139H149V138H152V137H155L156 135H158L157 133H159V131L157 130V128H156V126L158 125V123H162V122H166ZM169 121V122H168ZM222 121V122H221ZM240 123H239V122ZM244 121H245V123H244ZM66 122V121H65ZM81 122H83L82 124H80ZM85 122H87V123H85ZM144 122H146L145 124H144ZM152 122V123H151ZM157 122V124L155 125L154 123H156ZM217 122V123H216ZM218 122H219V124L220 125H218ZM224 122V123H223ZM255 122L257 123V120H255ZM56 123H58L57 125H56ZM228 123V124H227ZM230 123H232V124H230ZM238 123V124H237ZM244 123V124H243ZM55 124V127H57V126H59V124H60V129H59V127L55 130V128L52 126V125H54ZM79 124L81 125V127L79 126ZM147 124V125H146ZM149 124V125H148ZM174 124V125H173ZM246 124H249V125H246ZM252 124V125H251ZM257 124H259V127H262L261 125V123H257ZM261 124V125H260ZM12 125V124H11ZM88 127H87V126ZM154 125V126H153ZM224 125V126H223ZM237 125H240V126H238L237 127ZM246 125V126H245ZM8 126V125H7ZM14 126V125H13ZM72 126V127H71ZM80 127V128H77L76 129V127ZM86 126V127H85ZM89 126H91V127H89ZM153 126V127H152ZM219 126V127H218ZM231 126V127H230ZM258 126V125H257ZM1 127H2V129H1ZM8 127H10V129L12 130V132H9L8 130H10V129H7ZM8 127H6V125H5V127L3 126V121H2V119L0 118V138H2V137H6V138H4V139H8V136H9V138L11 137L10 135L11 134H9V133H14L13 132V130H14V128L12 127V126H10V124H9V126ZM53 128V129H50V128ZM65 127H66V129H65ZM68 127H69V129H68ZM143 127H145V128H147V129H145V128H143ZM218 127V128H217ZM225 127V128H224ZM234 127H235V129H234ZM72 128V129H71ZM86 129V130H83V129ZM88 128V129H87ZM140 128H142V129H140ZM151 128V129H150ZM155 130H154V129ZM212 128V129H211ZM219 128H221V129H219ZM6 129V130H5ZM78 129H79V131H78ZM137 129V130H136ZM144 129L147 131H144ZM216 129V130H215ZM218 129V130H217ZM240 129V130H239ZM77 130V131H76ZM173 130V131H172ZM192 130V131H191ZM203 130H204V132H203ZM206 130H210V131H206ZM215 132H213V131ZM7 131L9 132L8 134H6L7 133ZM141 131V132H140ZM131 132V133H130ZM132 132H133V134H132ZM140 132V133H139ZM146 134H144V133ZM149 132V133H148ZM156 132V133H155ZM177 132V133H176ZM199 132V133H198ZM200 132H201V134H200ZM207 132V133H206ZM210 132V133H209ZM155 133V134H154ZM7 135V136H3V135ZM77 134V135H76ZM127 134H129V135H127ZM139 134V135H138ZM145 135L144 137H142L143 135ZM194 134V135H193ZM206 134V135H205ZM137 135V136H136ZM148 135V136H147ZM177 135H179V136H177ZM188 135H190L189 136V138L190 139H188ZM191 135H192V137H191ZM203 137H202V136ZM208 135V136H207ZM211 135V136H212ZM36 136V137H35ZM112 136V138H110ZM121 136V137H120ZM128 136V137H127ZM187 136V137H186ZM195 136V138H193ZM197 136H198V138H197ZM205 136H206V138H205ZM35 138V140H37L36 142H34L35 140H34V138ZM42 137V138H41ZM136 137V138H135ZM203 139H202V138ZM11 138H13V136L11 137ZM33 138V139H32ZM37 138V139H36ZM48 138V140H46ZM109 138V139H108ZM129 138H134L135 140H132V139H129ZM140 138V139H139ZM192 138V139H191ZM208 138V139H207ZM247 138V137H246ZM106 139H108V140H110L109 141V143H108V140H106ZM113 139V140H112ZM123 139V140H122ZM144 139V140H143ZM146 139V140H145ZM185 139H188L189 140V142L187 141V140H185ZM195 139V140H194ZM205 139V140H204ZM207 139V140H206ZM240 139L242 140L241 142H240ZM259 139V140H258ZM1 140H3V139H0V141ZM9 140H11V139H8V141L7 142H10ZM13 140V139H12ZM26 140V141H25ZM32 140V141H31ZM45 140H46V142H45ZM64 140V141H63ZM73 140V141H72ZM119 140V141H118ZM127 140V141H126ZM129 140V141H128ZM184 140V141H183ZM194 140V141H193ZM202 140V141H201ZM239 140V141H238ZM71 141V142H70ZM112 141V142H111ZM121 141V142H120ZM130 141H131V143L133 142V141H135L136 142V144L137 143H139V144H137V146L134 148L135 150H132V149H130V153H128L129 152V148L128 147H130V146H126V143H127V145H129V144H131L130 143ZM142 141H144V143L142 144L141 142ZM192 143H191V142ZM205 141V142H204ZM5 140H3V142H0V144L1 143H3V144H5ZM47 142H49V143H47ZM107 142V143H106ZM117 142H119L120 144H118ZM128 142H129V144H128ZM177 142V143H176ZM182 142V143H181ZM186 142V143H185ZM199 142H201V144L199 143ZM202 142H204V144H202ZM259 143V146H258V143ZM263 143V145H262V143ZM12 143V142H11ZM24 143V144H25ZM38 143V144H37ZM45 143V144H44ZM59 143V144H58ZM106 143V144H105ZM191 144V147H194V145L197 143V144H199V145H203V147H205L204 149H202L203 147H200L199 145H197L196 144V146L198 147V150L194 147V149L198 152V151H200L199 149H202V151H200L201 153H205V154H208L204 159L202 158V162L203 163H201V164H199L198 165V163H200L201 161H199L198 163H197V165H196V169L199 171V173L198 174H200V176H199V178H195L193 181L192 180H190V181H187L185 184H186V187H187V185L188 186H198V187H202V188H205V190H204V193H203V195H202V197H201V201H200V204H198V206H197V208H196V210L194 211V213L191 215V216H188V217H186V218H181V219H179L180 218V216H183L182 214H183V212H178L177 211V207H178V205H176V207L175 208H172V207H174L175 205L174 204H172V200L171 199H173L172 197H174V195H177L176 194V192H174V190H173V193H172V191H171V189H172V187L169 185L170 183H167V182H169L168 180H169V175H167L168 173L164 170V168L163 167H165V163H166V165L170 162V160H171V162H172V159L171 158H176L174 155H177V154H179L180 152H183L184 151V149H183V151H180V149L181 148H183L184 146H186V144H187V146L188 147H186V148H189V146H190V144ZM238 143V144H237ZM3 144H1V147L0 148H5L6 147V145L7 144H9V146L11 145L12 146V144H10V143H7L5 146H2ZM24 144H22V145H24ZM110 144H115L116 145V147L118 146V145H120L121 147H122V149L124 148H126L124 151H126L127 150V153L128 154H131L130 155V157H128L129 155L127 154L126 155V152H125V159H123L122 161H121V159L122 158H124V157H120L117 161L115 160L114 161V159H112L111 158V152L110 151H112L111 149H113V148H115V145H110ZM183 144V145H182ZM189 144V145H188ZM13 145H15L14 144V141H13ZM18 145V144H17ZM27 145H28V147H27ZM48 145V146H47ZM51 145V146H50ZM181 145V146H180ZM193 145V146H192ZM211 145V144H210ZM252 145V146H251ZM262 147H261V146ZM10 146V147H11ZM38 146V147H37ZM40 146H42V147H40ZM104 146V147H103ZM124 146V147H123ZM144 146V147H143ZM246 146V147H245ZM247 146H249V147H247ZM17 146H15V148H16ZM19 147V146H18ZM32 147H33V150H32ZM37 147V148H36ZM47 147V148H46ZM51 147V148H50ZM71 147H72V149L74 150V151H76V152H74V154L73 155H75V156H73L72 155V152H73V150L71 149ZM103 147V148H102ZM107 147H110V148H108L107 149ZM139 147V148H138ZM243 147H245V148H243ZM253 147H255L254 148V150H253ZM258 147H260V149L258 148ZM9 148V147H8ZM37 149V151H35L34 149ZM120 148V147H119ZM139 150H138V149ZM171 148H173L172 150H170ZM176 148V149H175ZM178 148H180V149H178ZM185 148V147H184ZM220 148H223V149H220ZM250 148V149H249ZM43 149V150H42ZM44 149H46V150H44ZM76 149H78V151L76 150ZM96 149V150H95ZM176 151H178V152H176ZM206 149H207V151H206ZM233 149V148H232ZM242 149H244V151L247 149H249L248 151H247V153H246V151L244 152ZM69 150H71V151H69ZM94 150V151H93ZM110 150V151H109ZM182 150V149H181ZM217 150V151H218ZM257 150V151H256ZM32 151V152H31ZM55 151V152H54ZM69 151V152H68ZM79 151H80V153H79ZM93 151V152H92ZM100 151V152H99ZM102 151H104V152H102ZM143 151V152H142ZM169 151V152H168ZM170 151H172L171 153H170ZM175 151V152H174ZM180 151V152H179ZM229 151H231V152H229ZM254 151V152H253ZM29 152V153H28ZM34 152H35V154H34ZM89 152H91V153H89ZM109 152V153H108ZM132 152V153H131ZM165 152V153H164ZM207 152V153H206ZM249 152V153H248ZM253 152V153H252ZM262 152V153H261ZM33 153V154H32ZM37 153V154H36ZM66 153L68 154V156L66 155ZM82 153V154H81ZM96 153V154H95ZM134 153H136V154H138V155H136V154H134ZM255 153H257V154H255ZM260 153V154H259ZM54 154V155H53ZM61 154H63L64 155V157H63V155L61 156ZM72 156H71V155ZM92 154V155H91ZM95 154V155H94ZM102 154H105V156L104 155H102ZM106 154L108 155V157H110V162H108V160H105L107 157H106ZM141 154V155H140ZM152 154V155H151ZM172 154V155H171ZM244 154H245V156H244ZM246 154H247V156H246ZM252 154V155H251ZM47 155V157H48V159H47V157H46V159H45V156ZM59 155V156H58ZM86 155V156H85ZM89 155V156H88ZM98 155V156H97ZM101 155V156H100ZM110 155V156H109ZM155 155V156H154ZM167 155V156H166ZM234 155H235V157H234ZM237 155V156H236ZM240 155H241V157H240ZM249 155V156H248ZM254 155H255V157H254ZM27 156V157H26ZM52 156V157H51ZM54 156H58L57 158L55 157V159H54ZM151 156V157H150ZM153 156V157H152ZM164 156H165V158H164ZM169 156V157H168ZM251 156V157H250ZM38 157V158H37ZM49 157H51V161L48 163V161H49ZM68 157H70L69 159H68ZM89 159H88V158ZM99 157H101V158H99ZM160 157V158H159ZM234 157V158H233ZM244 157H245V159H244ZM247 157H249V160H247L248 158ZM76 158V159H75ZM85 158H87V159H85ZM142 158V159H141ZM158 158H159V160H158ZM163 158V159H162ZM208 158H210V155L208 156ZM253 158V159H252ZM254 158H255V160H254ZM260 158H262V159H260ZM38 159V160H37ZM43 159V160H42ZM63 159V160H62ZM85 159V160H84ZM99 159V160H98ZM109 159V158H108ZM233 159V160H232ZM238 159V160H237ZM250 159H252L251 160V162H250ZM258 159V160H257ZM20 160H24V161H22V162H20ZM34 160V161H33ZM37 160V161H36ZM48 160V161H47ZM68 160V161H67ZM79 160H81V161H83V162H81V161H79ZM101 160V161H100ZM113 160V161H112ZM130 160H131V166H133V167H135V168H128L129 170H130V172L128 173V170L126 171V170H123L124 172H123V174H125L126 172L128 173V174H131V177L132 178H134V176H135V180H133L132 179V184L130 183V184H128V185H130L129 187H128V190H129V193L124 197V199L122 200V206H123V209L121 210V212H119L118 214H117V216H116V218L118 217V215H119V217H118V219L116 220V218L114 219L115 221H107L106 223L104 222H92L91 220H88V219H85L87 222H85V220H82V223L81 224H88V225H86V226H84L85 227V229H81V230H78L79 228V225H80V223H78L76 226H75V228H73L74 230H71V231H68V230H65V228H64V225H65V223L66 222H68V220H71L72 218H76L77 216H79L80 215V213H81V211L79 212V214H78V212L76 211V212H74V209H76L78 206H81L82 205V203H84L85 202V204H86V202H89V204H92V205H97L98 203H99V200H101V196L102 195H100V193L101 194H103V192H106L107 191V189L105 188V187H108L107 185H109L110 186V184L112 183V181H114V178L115 177H117V175L122 171H120V170H118V168H120V161L121 162H124V163H122V166H121V168L123 167V166H125L126 165V162L128 161V162H130ZM142 160V161H141ZM149 160V161H148ZM204 160V161H203ZM207 160H209V159H207ZM232 160V161H231ZM243 160L244 161H246V162H243ZM25 161H26V163H25ZM33 161V163L32 164H30V163H28V162H32ZM38 162V163H36V162ZM47 161V163L48 164H46V163H44V162H46ZM57 163H56V162ZM60 161H62V162H64V163H62V162H60ZM73 161V162H72ZM96 161V162H95ZM99 161V162H98ZM103 161H104V163H114L115 165H113V164H110V168H109V165H108V163L107 164H103ZM105 161H107V162H105ZM132 161H133V163H132ZM163 161H165V162H163ZM254 161V162H253ZM40 162H42V163H40ZM76 162V163H75ZM79 162H80V164H79ZM89 164H87V163ZM90 162H91V165H90ZM117 162V163H116ZM134 162H136V163H134ZM140 162V163H139ZM144 162V163H143ZM147 162V164L148 163H150V169H148V170H145L144 169V165H145V163ZM157 162V163H156ZM160 164H159V163ZM175 162V161H174ZM249 162H250V164H249ZM18 163L20 164L19 166H20V169H18L19 167H18ZM22 163H25V164H23L22 166H21V164ZM56 164V165H54V164ZM62 163V165H60ZM72 163V164H71ZM75 164V166H74V164ZM100 163H101V168H103V167H105L106 169V172H105V170H102L101 168H98V167H100V166H98V165H100ZM119 163V165H117L116 166V164H118ZM164 163V164H163ZM263 163V164H262ZM9 164V165H8ZM29 164V167H26L25 165H28ZM34 164V165H33ZM37 164V165H36ZM39 164V165H38ZM42 164H44V165H42ZM50 164V165H49ZM53 164V165H52ZM59 164V165H58ZM71 164V165H70ZM144 164V165H143ZM156 164H159V165H156ZM226 164H228L227 163V161H226ZM229 164V165H230ZM238 164V165H237ZM253 164H255V165H253ZM10 165H12V166H10ZM17 165V166H16ZM41 165V166H40ZM49 165V170H48V168H47V166ZM57 165H58V167H57ZM67 165H69V167L67 166ZM93 165V166H92ZM96 165H97V168H96ZM103 165V166H102ZM107 167H106V166ZM155 165V166H154ZM240 165V166H239ZM248 165H250V166H248ZM8 166H10L11 168L13 167V170H11V168H9ZM16 166V167H15ZM33 166H34V168H33ZM38 166H40L41 168H39L38 169V167L36 168V167ZM42 166H43V168H42ZM53 166V167H52ZM61 166V167H60ZM66 166L67 167V169L66 168H64V167ZM71 166V167H70ZM77 166H78V168H77ZM80 166V167H79ZM81 166H83V168L81 167ZM87 166V167H86ZM257 166L259 167V168H261V170L260 169H258L257 168ZM8 167V168H7ZM46 167V168H45ZM52 167V168H51ZM57 167V168H56ZM73 167V168H72ZM75 167V168H74ZM86 167V168H85ZM91 167H93L92 169H91ZM158 167V168H157ZM159 167H161V168H159ZM205 167V168H204ZM238 167V168H237ZM247 167H249L250 169H248ZM255 167V168H254ZM262 167H263V170H262ZM3 168V169H2ZM27 168V169H26ZM29 168H33V169H29ZM45 168V169H44ZM65 169V170H63V169ZM71 168V169H70ZM97 169V171H95V170H93V169ZM115 168V169H114ZM154 170H153V169ZM156 168V169H155ZM242 168V170H239V169H241ZM5 169H9V170H5ZM25 169H26V171H25ZM44 171H43V170ZM56 169V170H55ZM77 171H76V170ZM81 169V170H80ZM99 169V170H98ZM104 169V168H103ZM137 169V170H136ZM143 169V170H142ZM162 169V170H161ZM254 169V170H253ZM11 170V171H10ZM19 170V171H18ZM36 170H38V171H36ZM40 170V171H39ZM48 170V171H47ZM50 170H52L53 171V174H52V171H50ZM54 170H55V172H54ZM58 170H60V171H58ZM100 170H102V171H100ZM111 170V171H110ZM114 170V171H113ZM161 170V171H160ZM210 170V171H209ZM256 170V171H255ZM258 170V171H257ZM6 171H8V173H5ZM10 171V172H9ZM14 171H15V174H14ZM62 171V172H61ZM66 173H65V172ZM84 171V172H83ZM117 171H119V173L117 172ZM126 171V172H125ZM141 171V172H140ZM164 171L167 173H164ZM220 171H221V175H222V173H223V175L221 176L220 175ZM224 171V170H223ZM245 171V173H242V172H244ZM251 171V172H250ZM253 171H255V172H253ZM263 172V173H260V172ZM12 172V173H11ZM30 172V173H29ZM40 172H42V173H40ZM45 172V173H44ZM89 172V173H88ZM92 172H93V175H95V176H93L92 175ZM111 172V173H110ZM153 172V173H152ZM203 172V173H202ZM215 172V173H214ZM258 172V173H257ZM60 173V174H59ZM75 173V174H74ZM82 173V174H81ZM90 173H91V175H90ZM102 173H105V174H102ZM107 173V174H106ZM126 173V174H127ZM141 173V174H140ZM152 173V174H151ZM156 173V174H155ZM158 173V174H157ZM207 173V174H206ZM211 173V174H210ZM252 173V174H251ZM254 173V174H253ZM2 174H4V175H2ZM38 174V175H37ZM79 174V175H78ZM86 174V175H85ZM134 174V175H133ZM164 174V175H163ZM209 174V175H208ZM214 174V175H213ZM240 174H241V177H240ZM257 174V175H256ZM46 177H44V176ZM65 175V176H64ZM66 175H67V177H66ZM71 175V176H70ZM84 175V176H83ZM98 175V176H97ZM100 175V176H99ZM105 177H104V176ZM133 175V176H132ZM159 177H158V176ZM166 175H167V177H166ZM213 175V176H212ZM219 176V178H220V176H221V178L222 179H219L218 180V178L217 177H215V176ZM252 175V176H251ZM260 175V176H259ZM2 176V177H1ZM12 176V177H13ZM49 178H48V177ZM57 176V177H56ZM80 176V177H79ZM93 176V177H92ZM109 176V177H108ZM149 176H150V178H149ZM157 177L156 179L154 178V177ZM212 176V177H211ZM245 176H248V177H245ZM258 176H259V178H258ZM63 177H66V178H63ZM78 177V178H77ZM83 177V178H82ZM92 177V178H91ZM104 177V178H103ZM160 177L162 178V181L160 180V182H158L159 181V179H160ZM204 177V178H203ZM234 177H236V178H234ZM55 178V179H54ZM63 179V181H62V179ZM97 178H98V180H97ZM113 178V179H112ZM159 178V179H158ZM164 178V179H163ZM168 180H167V179ZM207 178V179H206ZM210 178V179H209ZM224 178V179H223ZM226 178V179H225ZM261 178V179H260ZM15 179V178H14ZM78 179V180H77ZM82 179V180H81ZM101 179V180H100ZM110 179V180H109ZM138 179V180H137ZM153 179H155V180H157L156 181V183H155V180L154 181H152ZM167 181H166V180ZM201 179V180H200ZM204 179V180H203ZM217 179V180H216ZM245 179V180H244ZM254 179V180H253ZM256 179V180H255ZM260 179V180H259ZM163 180H164V184H163ZM207 180V181H206ZM221 180V181H220ZM222 180H224V181H222ZM5 181V180H4ZM6 181H8V180H6ZM60 181V182H59ZM103 181V182H102ZM166 181V182H165ZM196 181V182H195ZM212 183H211V182ZM214 181V182H213ZM216 181V182H215ZM222 182V184L220 185V182ZM230 181H231V183H230ZM244 181V182H243ZM255 181H258V182H255ZM56 182V183H55ZM81 183V184H79V183ZM98 182H100V183H98ZM139 182V183H138ZM144 182V183H143ZM153 182V183H152ZM162 182V183H161ZM217 182H219V183H217ZM233 182V183H232ZM241 182H242V184H241ZM247 182V183H246ZM255 182V183H254ZM263 182V183H262ZM12 183V182H11ZM61 183V184H60ZM160 183V184H159ZM190 183L192 184V185H190ZM198 183V184H197ZM225 185H227L226 183H228V185L227 186H225ZM237 184V185H235V184ZM258 183H260V184H258ZM78 184V185H77ZM103 184H105V185H103ZM134 184V185H133ZM136 184V185H135ZM143 186H142V185ZM155 185V186H153V185ZM159 184V185H158ZM233 184V185H232ZM245 184H248V185H244ZM251 184V185H250ZM76 185V186H75ZM80 185H82V186H80ZM158 185V186H157ZM165 185V186H164ZM168 185V186H167ZM219 185V186H218ZM235 185V186H234ZM241 185V186H240ZM260 185V186H259ZM261 185L263 186V187H261ZM55 186H53V187H55ZM78 186V187H77ZM157 186V187H156ZM163 186H164V188H163ZM169 186H170V188H169ZM220 186H223V189H222V187H220ZM234 186V187H233ZM253 186V187H252ZM259 186V187H258ZM12 187V188H11ZM14 187H16V185H14V183H12V184H9L8 183V188H10V189H17V188H19V187H17V188H14ZM75 187H77V190H76V188ZM97 187V188H96ZM101 187H103V188H101ZM142 187H144V188H142ZM146 187V188H145ZM149 187V188H148ZM160 187V188H159ZM217 187V188H216ZM237 187V188H236ZM242 187V188H241ZM244 187V188H243ZM258 187V188H257ZM80 188V189H79ZM94 188H96V189H94ZM132 188V189H131ZM153 190H152V189ZM163 188V189H162ZM211 188V189H210ZM214 188V189H213ZM221 188V189H220ZM228 190H227V189ZM233 188V189H232ZM239 188V189H238ZM241 188V189H240ZM253 189L252 191H251V189ZM75 189V190H74ZM139 189V190H138ZM145 189V190H144ZM158 189V190H157ZM161 189V190H160ZM167 189V190H166ZM213 189V190H212ZM229 189H231V190H229ZM237 189V190H236ZM245 191H244V190ZM248 189V190H247ZM163 190V191H162ZM207 190H209V192L207 191ZM241 190V191H240ZM261 190H263V191H261ZM94 191H95V193H94ZM97 191V192H96ZM103 191V192H102ZM134 191H135V193H134ZM139 193V194H137V192ZM159 193H158V192ZM161 191V192H160ZM168 191H169V193H168ZM211 191V192H210ZM215 191V192H214ZM221 191V192H220ZM233 191V192H232ZM237 191V192H236ZM254 191V192H253ZM261 191V192H260ZM12 192V191H11ZM78 192V193H77ZM206 192H208V193H206ZM224 192V193H223ZM237 193V194H233V193ZM238 192H239V194H238ZM258 192H260V193H258ZM77 193V194H76ZM81 193V194H80ZM90 193V194H89ZM161 193H163V194H161ZM168 193V194H167ZM254 193H256V194H254ZM67 194V195H66ZM92 194V195H91ZM166 194H167V196H166ZM209 194V195H208ZM219 196H218V195ZM223 194V195H222ZM234 196H233V195ZM242 194H244V197H243V195ZM253 194V195H252ZM134 195H136V196H134ZM205 195V196H204ZM208 196V198H207V196ZM210 195H213V196H210ZM236 195H239L240 196V199H239V197L238 196H236ZM256 195V196H255ZM259 195V196H258ZM261 195V196H260ZM67 196V197H66ZM80 196V197H79ZM90 196H91V198H90ZM93 196V197H92ZM138 196V197H137ZM170 196V197H169ZM218 196V197H217ZM221 196H222V198H221ZM250 196H252L251 197V199H249V197ZM254 196V197H253ZM11 199H10V198ZM13 197H14V200H12L13 199ZM18 197H20V198H18ZM138 199H137V198ZM163 197V198H162ZM237 199H236V198ZM259 197V198H258ZM261 197V198H260ZM82 198H84V201H83V199ZM98 198V199H97ZM141 198V199H140ZM214 198V199H213ZM216 198V199H215ZM219 198V199H218ZM224 198H225V200H224ZM242 198H244V199H242ZM246 198V199H245ZM76 200V202H74L75 200ZM89 199H91V200H89ZM96 199V200H95ZM170 199V200H169ZM212 199L214 200V201H212ZM227 199V200H226ZM233 199V200H232ZM255 199H257L256 201H254ZM260 199V200H259ZM16 200H18V201H16ZM63 200H65V201H63ZM68 200H70V202L68 201ZM94 200V201H93ZM129 202H128V201ZM145 202H144V201ZM148 200V201H147ZM167 200V201H166ZM242 202H241V201ZM250 200H251V202H250ZM63 201V202H62ZM66 201H68V203H66ZM124 201V202H123ZM143 201V202H142ZM169 201V202H168ZM205 201V202H204ZM208 201H209V203H208ZM211 201H212V203H214V204H212L211 203ZM224 201V202H223ZM248 203H247V202ZM252 201H254V202H252ZM259 201H260V203H259ZM49 202V203H48ZM60 202H61V204H63V205H59L60 204ZM128 202V203H127ZM148 202V203H147ZM152 202V203H151ZM170 202H171V204H170ZM205 203V205H202V204H204ZM222 202V203H221ZM244 202V203H243ZM251 204H250V203ZM44 203V204H43ZM57 205H56V204ZM142 204V206H141V204ZM147 203V204H146ZM149 203H151V204H149ZM209 205H208V204ZM210 203H211V205H210ZM216 203V204H215ZM219 205H218V204ZM230 205H229V204ZM242 203V204H241ZM256 203V204H255ZM54 204V205H53ZM71 204V205H70ZM88 204V203H87ZM145 204V205H144ZM221 204H223V205H221ZM233 204V205H232ZM235 204V205H234ZM237 204H240V205H237ZM249 204V205H248ZM257 204H258V209H256V206H257ZM69 205V206H68ZM72 205H76V206H74V209L73 208H71L72 207ZM127 205V206H126ZM135 205H137L138 207L136 208V206ZM140 205V206H139ZM154 205V206H153ZM213 205V206H212ZM214 205H216L215 207H214ZM218 205V206H217ZM221 205V206H220ZM243 205V206H242ZM253 205V206H252ZM256 205V206H255ZM260 205V206H259ZM261 205L263 206V207H261ZM13 206V207H12ZM15 206V207H14ZM55 206H56V208H55ZM60 206V207H59ZM67 206V207H66ZM134 206H135V208L136 209H134ZM146 207V209L144 208H142V207ZM152 206H153V208H152ZM202 206V207H201ZM207 206V207H206ZM210 206H212V208L210 207ZM227 206V207H226ZM236 206V207H235ZM240 206H242V208L240 207ZM245 206V207H244ZM248 206V207H247ZM251 206V207H250ZM255 206V207H254ZM50 207V208H49ZM53 209H52V208ZM62 207H64V208H62ZM76 207V208H75ZM143 209V211H140V209L141 208ZM169 207V208H168ZM206 208V210L207 211H205V208ZM225 207V208H224ZM233 207V208H232ZM261 208V210H259L260 208ZM36 208V207H35ZM61 208V209H60ZM67 208H68V211H67ZM71 208V209H70ZM133 208V210H131ZM149 208V209H148ZM159 208V209H158ZM164 208H165V210H164ZM167 208H168V210H167ZM171 208V209H170ZM200 208H201V210H200ZM203 208V209H202ZM224 210H223V209ZM248 208H250V209H248ZM251 208H253V210L251 209ZM255 208V209H254ZM20 209V210H19ZM50 209V210H49ZM70 209V210H69ZM129 209V210H128ZM150 210L149 212H150V214H152V216H154L155 214H160L161 215V219H156V220H153V221H150L149 223L147 222V223H144L145 221V219H146V217H145V219H144V215L146 214V215H148L149 213H148V210ZM156 209V210H155ZM244 209V210H243ZM3 210V211H2ZM7 210V213L9 214H7V213H5V211ZM15 210H17V211H15ZM19 210V211H18ZM29 210H31V209H29ZM59 210V211H58ZM61 210V211H60ZM137 211V213H136V211ZM144 210H147V211H144ZM158 210V211H157ZM163 210V211H162ZM169 211L168 212V214H167V211ZM203 210V211H202ZM238 210V211H237ZM249 211L248 213H247V211ZM259 210V211H258ZM70 211V212H69ZM136 213H134V212ZM166 211V212H165ZM173 212V214H172V212ZM176 211V212H175ZM199 211V212H198ZM236 211V212H235ZM11 212H14V213H11ZM50 212V213H49ZM54 212V213H53ZM57 214H56V213ZM61 212H62V214H61ZM129 212H130V214H129ZM139 212V213H138ZM155 212V213H154ZM198 212V213H197ZM238 212H240V215H237V214H239ZM258 212V213H257ZM259 212H261V213H259ZM49 213V214H48ZM60 213V214H59ZM67 213V214H66ZM72 213H73V215H72ZM128 213V214H127ZM143 213V214H142ZM153 213H154V215H153ZM170 213V214H169ZM175 213H178V214H181V215H178V214H175ZM200 213V214H199ZM8 215V216H5V215ZM14 214V215H13ZM20 214V215H19ZM59 214V215H58ZM65 214V215H64ZM134 214H135V216H134ZM200 216H199V215ZM16 215L18 216V218L16 217ZM28 215V214H27ZM47 215H48V218H46L47 217ZM67 215V216H66ZM77 215V216H76ZM138 215H140V216H138ZM143 215V216H142ZM174 215V216H173ZM196 215V216H195ZM237 215V216H236ZM52 216V217H51ZM131 216V217H130ZM133 216V217H132ZM137 216V217H136ZM151 216V215H150ZM149 216V217H150ZM167 216V217H166ZM198 216V217H197ZM258 216V217H257ZM1 217H3L4 218V220H2L1 219ZM6 217H8V218H6ZM61 217V218H60ZM68 217H69V219H68ZM122 219H121V218ZM134 217H136V218H134ZM140 217V220L138 219ZM177 217H178V219H177ZM195 217V218H194ZM241 217V216H240ZM43 218H45V219H43ZM66 218V219H65ZM125 218V219H124ZM147 218H148V216H147ZM193 220H195V221H193ZM59 219V220H58ZM64 221H63V220ZM68 219V220H67ZM119 219H121V221L119 220ZM261 219V218H260ZM57 220L59 221L58 223H57ZM124 220V221H123ZM125 220H127V221H125ZM138 220V221H137ZM143 220V221H142ZM160 221V224L159 225H157L156 226V223L158 224V221ZM179 220V221H178ZM255 220V221H256ZM4 221V222H3ZM37 221H38V219H37ZM36 221V222H37ZM117 221H119V223H117ZM156 221V223L154 224L153 222H155ZM170 221V222H169ZM175 221V222H174ZM188 221V222H187ZM191 223H190V222ZM192 221H193V223H192ZM91 222V223H90ZM116 222V224L117 225H115V224H113V223H115ZM138 222H143L142 224H140V223H138ZM53 223V224H52ZM95 225H94V224ZM108 223V224H107ZM182 223V224H181ZM187 223V224H186ZM195 223V224H196ZM6 224V225H5ZM10 224V225H9ZM49 224H52V225H49ZM55 224V225H54ZM56 224H57V227H56ZM64 224V225H63ZM104 224H105V226H104ZM109 224H110V226H109ZM111 224H112V226H111ZM123 224V225H122ZM124 224H128V225H125L124 226ZM154 226H153V225ZM170 224V225H169ZM9 225V226H8ZM49 227H48V226ZM66 225H67V223H66ZM124 228V229H122L121 228V226ZM131 225H133V226H131ZM140 225H142V226H140ZM143 225H146V229H145V226L143 227ZM175 225V226H174ZM178 225V226H177ZM179 225H181V226H179ZM183 225H185L184 227H183ZM187 225V226H186ZM47 226V227H46ZM54 226V227H53ZM99 226V227H98ZM131 228H130V227ZM150 226V227H149ZM190 226H188L187 227V229L190 227ZM233 226H232V228H233ZM44 227H46V229L44 228ZM92 227H93V229H92ZM113 227H114V229H116L115 227H117V232H116V230H114L113 229ZM127 229H126V228ZM171 227H172V229L174 230L175 228H177V230L175 229L173 232L174 233H178L179 232V230H180V232H184V233H186V234H184L183 233V237L185 238L184 240H183V238H181V240H180V246L178 245L175 249H173V250H170L171 249V247L170 246H165L164 245V247H163V244H165V241L163 240V239H167L166 237H165V235H166V233H163V232H166V230L168 229V231H171L170 229H171ZM174 227V228H173ZM236 227V226H235ZM26 228H28V229H26ZM44 228V229H43ZM49 228V229H48ZM87 228V229H86ZM98 228V229H97ZM106 228H108V231H105V230H107ZM110 228V229H109ZM118 228H120L119 230H118ZM129 228V229H128ZM134 228V229H133ZM136 228H138V229H136ZM148 228H149V230H148ZM167 228V229H166ZM239 227H237L235 230H237ZM4 229H5V231H4ZM31 229V230H30ZM35 231H34V230ZM43 229V230H42ZM51 229L53 230V232H50L51 231ZM102 229V230H101ZM132 229V230H131ZM156 229V230H155ZM182 229V230H181ZM234 229V228H233ZM240 229V228H239ZM238 229V230H239ZM248 229V226H246V228L244 229V230H247ZM46 230V231H45ZM96 230V231H95ZM104 230V231H103ZM110 230H112L111 231V233L113 234V233H115L114 234V236L116 237H114L113 235H111L110 233H109V231ZM113 230H114V232H113ZM121 230V231H120ZM130 235H128V236H126L125 237V239H126V241L129 239V241H131V239L133 240L134 239V241H136V240H138L136 243H139L141 240L140 239H138L137 237H138V235L140 234H145L143 237H144V240L143 241H141V243L139 244V246H141V244H142V246L141 247H139L138 248V250H137V252H136V254L134 255V256H130L129 258H128V253H125V251H121V248H118L117 247V249H113L112 248V243H113V245L114 244H116L117 242L118 243H121V242H123V241H125L124 240V236L122 235V234H124V232L125 231ZM134 230V231H133ZM136 230V231H135ZM237 230V231H238ZM23 231H24V233H23ZM40 231V232H39ZM81 231V232H80ZM83 231V232H82ZM145 231H147V232H145ZM167 231V232H168ZM172 231L170 232V235H172L173 233H172ZM175 231H178V232H175ZM32 232V233H31ZM39 232V233H38ZM50 233V235H52V233H53V236L52 237H56L55 239L53 238L52 240H51V236L49 235V233ZM66 232V233H65ZM74 233L73 235L72 234H69V233ZM91 232V233H90ZM104 232L107 234V236L104 234ZM132 232H133V235H131L132 234ZM138 232V233H137ZM8 233H11V234H8ZM31 233V234H30ZM62 233V234H61ZM93 233V234H92ZM97 233V234H96ZM98 233H99V235H98ZM118 233H122V234H118ZM148 233V234H147ZM154 233V234H153ZM160 233H162L161 235H160ZM172 233V234H171ZM237 233V232H236ZM239 234H240V232H238ZM5 234V235H4ZM11 235V236H8V235ZM28 235V236H23V235ZM29 234L30 235H32V237L31 236H29ZM34 234V235H33ZM36 234H38L37 236H35ZM44 234V235H43ZM55 234V235H54ZM58 234V235H57ZM101 234V235H100ZM118 234V235H117ZM137 234V235H136ZM155 234L157 235V234H159V235H157L156 237H155ZM164 234V235H163ZM63 235V236H62ZM65 235V236H64ZM82 235V236H81ZM85 235V236H84ZM88 235V236H87ZM120 235V236H119ZM123 237H122V236ZM135 235V236H134ZM151 235V236H150ZM154 235V236H153ZM167 235H169V234H167ZM166 235V236H167ZM170 235L168 236V237H170ZM8 236V237H7ZM23 236V237H22ZM42 236V237H41ZM45 236V237H44ZM50 236V237H49ZM83 237L82 239H80L81 237ZM90 236H91V238H90ZM108 238V239H106V237ZM112 236V237H111ZM119 236V237H118ZM155 237L154 239H153V237ZM159 236L161 237L162 236V238L160 239L159 238ZM188 236V235H187ZM13 237V238H12ZM22 237V238H21ZM36 237V238H35ZM59 237V238H58ZM65 237V238H64ZM85 237H89L88 239H86ZM117 237H118V239H117ZM132 237V238H131ZM134 237V238H133ZM163 237H165V238H163ZM8 238H11L10 240L8 239ZM14 238H16V239H14ZM28 238H29V240H28ZM50 238V239H49ZM67 238V239H66ZM111 238V239H110ZM7 239V240H6ZM14 239V240H13ZM18 239V240H17ZM20 239H22V240H20ZM57 239V240H56ZM120 239V240H119ZM157 239V240H156ZM243 239V238H242ZM6 240V241H5ZM11 240H13V241H11ZM49 240H51V243L49 244ZM72 240V241H71ZM73 240H75V241H73ZM110 240V241H109ZM122 240V241H121ZM150 240V241H149ZM158 240H163L162 242H164V243H162V247H161V249L160 250H169L167 253H165V254H162L161 256H163V257H159L158 256V254H156V253H158L160 250H158V252H156L157 250L156 249H158V244L155 242V241H158ZM241 240V239H240ZM9 241H11V243H14V242H16L15 244L16 245H18V244H20V245H18V247L15 245V244H8V245H6V243H10ZM20 241V242H19ZM21 241H22V243H23V245H22V243H21ZM24 241V242H23ZM35 241V242H34ZM55 241V242H54ZM56 241H57V243H56ZM76 241H78V242H76ZM109 241V242H108ZM114 241V242H113ZM115 241H116V243H115ZM120 241V242H119ZM134 241H131V243L133 244L134 243ZM160 241V242H161ZM183 241V242H182ZM186 241V242H185ZM237 242L239 241V240H236ZM235 241V243L233 244V246L235 247H238V251H239V248H241L242 249V247L246 244H244V242L242 243V241L240 242H236ZM247 241V240H246ZM259 241V240H258ZM71 242V243H70ZM110 242H112V243H110ZM143 242V243H142ZM260 242H261V240H260ZM259 242V243H260ZM34 244V245H32V244ZM55 243V244H54ZM59 243V244H58ZM72 243H74V244H72ZM117 243V244H118ZM130 243V244H131ZM149 243V244H148ZM184 243H185V245H184ZM258 243V244H259ZM25 244V245H24ZM27 244H29V246L27 245ZM49 244V245H48ZM77 244V245H76ZM80 244V245H79ZM116 244V245H117ZM161 244V243H160ZM159 244V245H160ZM189 246H188V245ZM241 244H242V246H241ZM14 245V246H13ZM36 245V246H35ZM38 245V246H37ZM58 245V246H57ZM62 245V246H61ZM79 245V246H78ZM108 245H110V246H108ZM145 245V246H144ZM150 245V246H149ZM248 245V244H247ZM73 246H74V248H73ZM149 246V247H148ZM152 246V247H151ZM34 247V248H33ZM80 247H82V248H80ZM157 247V248H156ZM170 247V248H169ZM185 247H186V249H185ZM247 249H248V247L247 246H245ZM245 247H243V249L242 250H244V248ZM259 247H260V245H259ZM1 248H3V249H1ZM32 248V249H31ZM36 248V249H35ZM78 248V249H77ZM153 248V249H152ZM167 248V249H166ZM181 248V249H180ZM182 248H183V250H182ZM4 249H6V250H4ZM7 249H10V250H7ZM12 249V250H11ZM60 249V250H59ZM62 249V250H61ZM70 250V252H68V250ZM76 249V250H75ZM82 249V250H81ZM108 249H109V251H108ZM139 249H140V251H139ZM144 249V252L142 251ZM179 249V250H178ZM185 249V250H184ZM241 249H240V251L239 252H241ZM4 250V251H3ZM14 250H17V251H14ZM23 250V251H22ZM29 250V251H28ZM33 250V251H32ZM51 250V251H50ZM58 250L60 251V253L58 252ZM117 250V251H116ZM181 250V251H180ZM246 250V249H245ZM11 251V252H10ZM21 251V252H20ZM26 251V252H25ZM30 252V253H28V252ZM34 251H36V252H34ZM39 251V252H38ZM46 251H48V252H46ZM55 252V253H53L52 255H51V253L50 252ZM65 251V252H64ZM78 251V252H77ZM81 251H83V252H81ZM106 251H108V252H106ZM121 251V252H120ZM154 251V252H153ZM7 252V253H6ZM14 252V253H13ZM16 252H17V256H15V254H16ZM45 252V253H44ZM56 252H58V253H56ZM64 252V253H63ZM77 252V253H76ZM110 252V253H109ZM139 252L142 254L141 256H140V254H139ZM148 252V253H147ZM151 252V253H150ZM156 252V253H155ZM244 252V251H243ZM4 253V254H3ZM64 255H63V254ZM65 253L67 254V256L65 255ZM78 253L79 254H81L83 257H82V259H81V261L79 262V261H77V259L75 258L76 256H79L78 255ZM108 253V254H107ZM120 253V254H119ZM124 253H125V256H123L124 255ZM154 253V254H153ZM7 254V255H6ZM8 254H11V255H9L8 256ZM19 254V255H18ZM33 254V255H32ZM38 254V255H37ZM42 254V255H41ZM46 255V257L45 256H43V255ZM58 254V255H57ZM72 254H74V255H76V256H72ZM112 254V255H111ZM240 255H242V252L241 253H239ZM24 255H26V256H24ZM36 255V256H35ZM47 255H48V257H47ZM50 255V256H49ZM61 255H63L62 257H61ZM69 255L71 256V257H69ZM109 255V256H108ZM140 256V258L138 257V256ZM156 255V256H155ZM261 255V254H260ZM4 256V257H3ZM5 256H7V257H5ZM13 256V257H12ZM19 256V257H18ZM38 256V257H37ZM40 256V257H39ZM52 256V257H51ZM57 256V257H56ZM62 258H60V257ZM66 256V257H65ZM127 256V257H126ZM176 256V257H175ZM259 256V255H258ZM17 257V258H16ZM25 257H26V259H25ZM28 257V258H27ZM31 257H33V258H31ZM36 257V258H35ZM43 257V258H42ZM55 257V258H54ZM69 257V258H68ZM72 257H73V259H72ZM109 258V260H107L108 258ZM122 257L124 258H127V261H126V259L125 260H123L122 259ZM170 257H171V259H170ZM260 257V256H259ZM263 257V256H262ZM262 257H260V259L262 258ZM6 258H7V260H6ZM48 258V259H47ZM52 258H54V259H52ZM110 258H111V260H110ZM135 258H138V259H135ZM155 258H156V260H155ZM168 258H169V260H168ZM243 258V257H242ZM241 258V259H242ZM249 258H251L250 259V263L252 264V262H253V260H255L253 263H255V262H257V259L258 258H256V259H253L252 258V256L250 257L249 256ZM17 259H19L18 261H17ZM34 259V260H33ZM57 259V260H56ZM59 259V260H58ZM65 259V260H64ZM74 259H76V260H74ZM106 259V260H105ZM121 259V260H120ZM143 259V260H142ZM152 259V260H151ZM166 259H167V261H166ZM11 260V261H10ZM41 260V261H40ZM53 260V261H52ZM60 260H61V262H60ZM118 260H120L119 262H117ZM137 260H140V261H137ZM163 260V261H162ZM185 260V261H184ZM20 261V262H19ZM21 261H23V262H21ZM31 261V262H30ZM34 261V262H33ZM51 261V262H50ZM55 261V262H54ZM56 261H59V262H56ZM63 261V262H62ZM72 261V262H71ZM76 261V262H75ZM115 261V262H114ZM189 261H191V262H188ZM259 261V260H258ZM11 262V263H10ZM19 262V263H18ZM28 262V263H27ZM40 262V263H39ZM42 262V263H41ZM48 262V263H47ZM67 262L65 263V264H67ZM78 262V263H77ZM104 262V263H103ZM171 262H173V260H171L170 262H168V264H170ZM260 262H261V260H260ZM263 262H264V259H262V263H255V264H263ZM173 264V263H172ZM193 264V263H192Z\"/></svg>","mask_w":264,"mask_h":264},{"label":"bare ground","instance_id":"6f19581e","mask_svg":"<svg viewBox=\"0 0 264 264\" xmlns=\"http://www.w3.org/2000/svg\"><path fill=\"white\" fill-rule=\"evenodd\" d=\"M35 0H0V19L2 18L3 19V17H1V15L2 16H4L5 14L6 15H8V13L7 12H10V10H12V8L14 7V6H17L18 4H21V3H26V5H27V3L28 4H32V2H34ZM41 0H38V2H40ZM45 1H47V0H45ZM60 1V0H59ZM65 1V0H64ZM89 1V0H88ZM87 1V2H88ZM107 1V0H106ZM105 1V3H106V5L108 4V3H110V2H106ZM143 2L142 0H116V2H117V4H116V2H113V1H111V3L109 4V5H111V7H118V8H120L121 7V9H123L124 10V8H122V7H125V6H128L127 4H129V3H132V2ZM160 1H166L167 2V0H144V2L145 3H148V4H150V3H157V2H160ZM168 1H171V0H168ZM175 3H176V5L178 6V11H177V13L175 14V15H172V17H175V19L177 18V19H182V18H184L183 17V15H184V13L185 12H182L181 13V10H179V9H183V8H181L182 6H184V5H188V4H194V5H196L197 7H200V8H196L197 9V12L195 13L194 12V14H193V20L191 21V22H189L187 25H185V27H186V29L188 28V30H190V29H192L191 31H188V32H190L189 34H188V39H189V41H191L192 42V46H194V43L196 44V42L198 43V41L200 40V38L201 37H203L204 35H205V33H206V31H207V26H208V28H210L211 26H216V25H219L220 23V21H221V17H224V13H222L223 12V10L222 9H220L219 11H216V9L215 8H220V6L222 5V4H229V1L230 0H173ZM173 1H172V4H173ZM233 1V0H232ZM248 1V0H247ZM249 1H251V0H249ZM37 2V1H36ZM71 2V1H70ZM95 2H97L96 0H95ZM101 2V1H100ZM112 2L114 3V4H112ZM57 3V2H56ZM62 3H65V2H62ZM94 3V2H93ZM168 3H171V2H168ZM231 3V2H230ZM247 3H250V2H247ZM42 4V3H41ZM45 4V3H44ZM49 4V3H48ZM66 4H67V1H66ZM66 4H63V5H65L66 6ZM90 4V3H89ZM89 4H88V6H89ZM92 4V3H91ZM91 4H90V6H91ZM99 4V3H98ZM104 4V3H103ZM102 4V5H103ZM256 4H257V2H256ZM261 4V3H260ZM37 5V4H36ZM54 5V4H53ZM60 5V4H59ZM99 5H101V4H99ZM164 5H165V3H164ZM170 5V4H169ZM33 6V5H32ZM47 6V5H46ZM56 6V5H55ZM89 6V7H90ZM92 6H94L93 4H92ZM104 6V5H103ZM134 6V5H133ZM132 6V7H133ZM140 6V5H139ZM142 6V5H141ZM150 6V5H149ZM160 6V5H159ZM162 6V5H161ZM168 6V5H167ZM172 6H174V4L172 5ZM171 6V7H172ZM261 6V5H260ZM40 7H41V5H40ZM42 7H43V5H42ZM54 7V6H53ZM53 7L51 8V9H53ZM57 7V6H56ZM55 7V8H56ZM68 7V6H67ZM95 7V6H94ZM98 7V6H97ZM102 7V6H101ZM105 7V6H104ZM143 7V6H142ZM151 7V6H150ZM158 7V6H157ZM165 7H166V5H165ZM202 7V8H201ZM255 7H256V5H255ZM16 8V7H15ZM34 8V7H33ZM62 8V7H61ZM64 8V7H63ZM91 8V7H90ZM100 8V7H99ZM108 8V7H107ZM114 8V9H115ZM127 7H125V9H126ZM131 8V7H130ZM137 8H139V7H137ZM160 9H161V7H159ZM164 8V7H163ZM192 8V7H191ZM257 8V7H256ZM256 8H255V10H256ZM37 9V8H36ZM70 9H71V7H70ZM109 9V8H108ZM114 9H113V11H114ZM140 9H142V8H140ZM149 9V8H148ZM151 9V8H150ZM149 9V10H150ZM156 9V8H155ZM165 9V8H164ZM177 9V8H176ZM195 9V8H194ZM41 10V9H40ZM39 10V11H40ZM50 10V9H49ZM61 10V9H60ZM93 10H94V8H93ZM97 10V9H96ZM95 10V11H96ZM100 10V9H99ZM98 10V11H99ZM103 10V9H102ZM104 10H106V9H104ZM110 11L112 10L111 8L109 9ZM152 10V9H151ZM162 10V9H161ZM160 10V11H161ZM170 10V9H169ZM175 10V8L172 10V13H173V11ZM188 10V9H187ZM38 11V12H39ZM52 11V10H51ZM97 11V12H98ZM110 11L109 12H107V13H110ZM115 11H117L116 9H115ZM121 11V10H120ZM128 11V10H127ZM131 11H133L132 10V8H131ZM153 11H155L154 9H153ZM152 11V12H153ZM163 11V10H162ZM161 11V12H162ZM166 11H168V10H166ZM165 10L163 11V12H166ZM171 11V10H170ZM260 11H261V9H260ZM13 12V11H12ZM47 12V11H46ZM45 12V13H46ZM63 12V11H62ZM66 13H67V11H65ZM65 12H64V14H65ZM68 12H69V10H68ZM101 12V11H100ZM102 12H104V11H102ZM118 12V11H117ZM117 12H115V13H117ZM149 12H151V11H149ZM169 12V11H168ZM14 13V12H13ZM16 13V12H15ZM35 14H36V12H34ZM33 13V14H34ZM40 13V12H39ZM49 13V12H48ZM79 13V12H78ZM81 13V12H80ZM99 13V12H98ZM112 13V16L114 15L113 14V12H111ZM125 13V12H124ZM127 13H129V12H127ZM156 13H159V14H161L160 12H157L156 11ZM167 13V12H166ZM172 13H169V15L170 14H172ZM18 14V13H17ZM21 14V13H20ZM92 14H93V12H92ZM94 14H95V12H94ZM101 14V16H102V13H100ZM104 14V13H103ZM118 14V13H117ZM123 14V13H122ZM133 14H134V12H133ZM138 14H140V13H138ZM12 14H9L8 16L10 17ZM119 15H120V12H119ZM143 15H144V13H143ZM146 15V14H145ZM155 15V14H154ZM166 15V14H165ZM239 15V14H238ZM237 15V16H238ZM17 16V15H16ZM42 16H44V15H42ZM41 16V18H43ZM64 16V15H63ZM139 16V15H138ZM149 16V15H148ZM168 16V15H167ZM202 16H204V19L203 20H201L200 22H198L199 20V17H202ZM205 16L207 17V16H211L210 18H208V19H210L209 21H207V19H205ZM230 16V15H229ZM236 16V15H235ZM19 17V16H18ZM29 17V16H28ZM27 17V18H28ZM95 17V16H94ZM104 17V16H103ZM105 17H106V15H105ZM130 17V16H129ZM134 17H135V15H134ZM146 17V16H145ZM225 17H226V15H225ZM239 17V16H238ZM237 17V18H238ZM31 19L33 18V16H31L30 17ZM91 18H93V16L91 17ZM90 18V19H91ZM108 18V17H107ZM112 19H114L113 17H111ZM117 18V17H116ZM128 18V17H127ZM153 18V17H152ZM154 18H156V17H154ZM158 18H160V16L158 17ZM236 18V17H235ZM235 18H232L233 19V21L235 20ZM15 19V18H14ZM19 19V18H18ZM88 19V18H87ZM94 19H96V18H94ZM102 19V18H101ZM121 19V18H120ZM129 19V18H128ZM148 19V18H147ZM168 19H169V16H168ZM174 19V18H173ZM174 19V20H175ZM198 20L197 22L195 21V20ZM11 20H13V19H11ZM28 20H30V19H28ZM35 20H37V18L36 19H34V21ZM40 20V19H39ZM97 20H98V18H97ZM104 20V19H103ZM109 20V19H108ZM111 20V19H110ZM119 20V19H118ZM137 20V19H136ZM142 20H144V19H142ZM154 20V19H153ZM239 20V19H238ZM241 20V19H240ZM15 21V20H14ZM25 21V20H24ZM33 21V22H34ZM44 21V20H43ZM72 21H74V20H72ZM85 21V20H84ZM107 21V20H106ZM105 21V22H106ZM121 21V20H120ZM128 21V23H129V20H127ZM127 21H125L124 22V24L127 22ZM140 21V20H139ZM178 21V20H177ZM213 21V22H212ZM228 21V20H227ZM7 22H9L8 20H7ZM18 22H20V21H18ZM32 22V21H31ZM71 22V21H70ZM85 22H87V21H85ZM91 22H93V21H91ZM95 22H97V21H95ZM103 22V21H102ZM131 22V21H130ZM134 22V21H133ZM136 22V21H135ZM142 22H144V21H142ZM146 22H147V20H146ZM159 22V21H158ZM173 22V21H172ZM186 22V21H185ZM15 23V22H14ZM27 23V22H26ZM99 23V22H98ZM119 23V22H118ZM128 23H126V24H128ZM145 23V22H144ZM143 23V24H144ZM148 23H149V21H148ZM164 23V22H163ZM234 23V22H233ZM262 22H260V24H261ZM19 24V23H18ZM22 24V27H23V24L24 23H21ZM83 24V23H82ZM101 24V23H100ZM106 24V23H105ZM110 24V23H109ZM121 24V23H120ZM119 24V25H120ZM133 24V23H132ZM159 24H160V22H159ZM162 24V23H161ZM236 24V23H235ZM259 24V23H258ZM256 25V30L258 31L259 30V28L257 27V26H259V25ZM12 25V24H11ZM27 25V24H26ZM34 25V24H33ZM81 25V24H80ZM96 25V24H95ZM122 25H123V23H122ZM130 24H128V26H129ZM135 25V24H134ZM263 25V24H262ZM60 26V25H59ZM62 26V25H61ZM66 25H64L63 27H65ZM90 26H91V24H90ZM117 26V25H116ZM142 26V25H141ZM140 26V27H141ZM145 26V25H144ZM164 26V25H163ZM171 26V25H170ZM183 26V25H182ZM233 26V25H232ZM264 26V25H263ZM262 26V27H263ZM18 27H19V25H18ZM62 27V28H63ZM68 27V25L66 26V28ZM92 27V26H91ZM90 27V28H91ZM114 27V26H113ZM112 27V28H113ZM118 27V26H117ZM121 27V26H120ZM123 27V26H122ZM125 27V26H124ZM137 27V26H136ZM155 27V26H154ZM161 27V26H160ZM165 27V26H164ZM175 27V26H174ZM20 29H21V27H19ZM24 28H25V26H24ZM49 28V27H48ZM89 28V27H88ZM98 28V27H97ZM112 28H110V29H112ZM146 28V27H145ZM258 28V29H257ZM7 29V28H6ZM44 29V28H43ZM71 29V28H70ZM77 29V28H76ZM75 29V30H76ZM93 29V28H92ZM102 30L104 29V27L103 28H101ZM109 29V28H108ZM109 29V30H110ZM122 28H120V30H121ZM127 29V28H126ZM132 29V28H131ZM140 29H142V28H140ZM230 29V28H229ZM263 29V28H262ZM5 30V29H4ZM24 30V29H23ZM45 30V29H44ZM74 30V31H75ZM83 30V29H82ZM88 30V29H87ZM86 30V31H87ZM94 30H96V29H94ZM107 30V29H106ZM109 30H107V31H109ZM164 30V29H163ZM209 30V29H208ZM18 31H20V30H18ZM76 31H78V29L76 30ZM75 31V32H76ZM160 31V30H159ZM167 31V30H166ZM169 31V30H168ZM176 31V30H175ZM246 31V30H245ZM262 30H260V31H258V33H259V35H260V32H261ZM38 32H39V30H38ZM40 32H41V29H40ZM74 32V33H75ZM80 32V31H79ZM94 32V31H93ZM112 32V31H111ZM115 32H118V30L117 31H115ZM132 32V31H131ZM157 32V31H156ZM171 32V31H170ZM178 32V31H177ZM182 32V31H181ZM247 32V33H246ZM245 32V34H247V36H249V34H250V39L251 38H254V40L255 39H257V38H259V39H261L259 36H256V38H255V36H254V34H256L255 32V30H254V33H253V31L251 30V32L252 33H249L250 32V30H249V32H248V30ZM45 33V32H44ZM77 33V32H76ZM82 33V32H81ZM85 33V32H84ZM94 33H96V32H94ZM108 33V32H107ZM129 33H130V31H129ZM164 33H166V32H164ZM163 33V34H164ZM180 33V32H179ZM249 33V34H248ZM93 34V33H92ZM100 34V33H99ZM102 34H103V32H102ZM117 34V33H116ZM162 34V33H161ZM159 35V36H161L162 37V35ZM171 34V33H170ZM207 34V33H206ZM213 34V33H212ZM263 34V33H262ZM11 35V34H10ZM77 35V34H76ZM84 35V34H83ZM86 35V34H85ZM133 35V34H132ZM131 35V36H132ZM164 35H166V34H164ZM225 35H227V33L225 34ZM224 35V36H225ZM230 35H231V32H230ZM241 35L242 34H240V38H242V37H244V36H242L241 37ZM251 35L252 36H254V37H251ZM256 35H258V34H256ZM40 36V35H39ZM78 36V35H77ZM81 37H82V35H80ZM79 36V37H80ZM87 36V35H86ZM88 36H90V35H88ZM92 36V35H91ZM90 36V37H91ZM93 36H94V34H93ZM96 36V35H95ZM94 36V37H95ZM98 36V35H97ZM108 36V35H107ZM134 36V35H133ZM155 36H157V35H155ZM159 36H157V37H159ZM172 36V35H171ZM182 36V35H181ZM187 36V35H186ZM247 36H245V38H249V37H247ZM1 37V36H0ZM8 37V36H7ZM24 37V36H23ZM43 37V36H42ZM78 37V38H79ZM116 37V36H115ZM135 37V36H134ZM156 37V38H157ZM160 37V38H161ZM164 37V36H163ZM167 37V36H166ZM209 37V36H208ZM230 37V36H229ZM237 37V36H236ZM73 38V37H72ZM77 38V39H78ZM88 38V37H87ZM107 38V37H106ZM131 38V37H130ZM133 38V37H132ZM131 38V39H132ZM182 38V37H181ZM239 38V37H238ZM245 38H243V39H245ZM264 38V37H263ZM70 39V38H69ZM92 39V38H91ZM94 39H97V38H94ZM117 39V38H116ZM115 39V40H116ZM135 39V38H134ZM202 39V38H201ZM223 39V38H222ZM236 39V38H235ZM235 39H233V40H235ZM242 39V40H243ZM249 39V40H250ZM258 39V40H259ZM2 40V39H1ZM19 41H20V39H18ZM28 40H30V39H28ZM76 40V39H75ZM114 40V39H113ZM139 40V39H138ZM174 40V39H173ZM217 40V39H216ZM224 40V39H223ZM236 40H240V39H236ZM262 40V39H261ZM14 41H17V39L16 40H14ZM13 41V42H14ZM78 41V40H77ZM87 41H89V40H87ZM91 41V40H90ZM96 41V40H95ZM104 41V40H103ZM183 41V40H182ZM182 41H180V42H182ZM221 41V40H220ZM232 41V40H231ZM245 41V40H244ZM70 42V41H69ZM68 42V43H69ZM84 42H86V40L84 41ZM106 42V41H105ZM134 42V41H133ZM140 42V41H139ZM217 42H218V40H217ZM263 42H264V40H263ZM15 43H17L18 44V42H14V44ZM28 43V42H27ZM67 43V44H68ZM72 43V42H71ZM83 43V42H82ZM112 43H114V42H112ZM163 43V42H162ZM161 43V44H162ZM214 43V42H213ZM228 43V42H227ZM16 44V45H17ZM29 44H30V42H29ZM32 44V43H31ZM74 44V45H73ZM72 45H73V48L75 47V43H73ZM77 44V43H76ZM104 44V43H103ZM137 44V43H136ZM140 44V43H139ZM160 44V45H161ZM250 45H251V43H249ZM248 44V45H249ZM256 44H258V43H256ZM259 44H261V43H259ZM258 44V45H259ZM264 44V43H263ZM11 45V44H10ZM9 45V46H10ZM35 45V44H34ZM61 45V44H60ZM70 45V44H69ZM67 46V47H70V46ZM90 45V44H89ZM109 45V44H108ZM156 45V44H155ZM154 45V46H155ZM164 45V44H163ZM213 45V44H212ZM224 45V44H223ZM227 44L225 43V46H226ZM253 46L255 45V44H252ZM257 45V46H258ZM13 46V45H12ZM55 46H56V44H55ZM77 46V45H76ZM95 46V45H94ZM257 46H255V47H257ZM17 47H20V46H17ZM16 47V48H17ZM28 47V46H27ZM49 47H51V46H49ZM93 47V46H92ZM153 46H151V48H152ZM156 47V46H155ZM212 47V46H211ZM210 47V48H211ZM251 47V46H250ZM254 47V49H256ZM260 47V46H259ZM7 48V47H6ZM10 48V47H9ZM13 48V47H12ZM21 48H22V45H21ZM44 48V47H43ZM48 48V47H47ZM76 48V47H75ZM85 48V47H84ZM150 48V49H151ZM209 47H208V49H210ZM247 48H248V46H247ZM258 48V47H257ZM36 49V48H35ZM50 49V48H49ZM52 49V48H51ZM58 49V48H57ZM80 49V48H79ZM86 49V48H85ZM227 50H228V47L226 48ZM225 49V50H226ZM250 49V48H249ZM248 49V50H249ZM253 49V50H254ZM9 50H11V49H9ZM12 50H14V49H12ZM11 50V51H12ZM22 50V49H21ZM42 50H44V49H42ZM53 50V49H52ZM54 50H55V47H54ZM62 50V49H61ZM65 50V49H64ZM63 50V51H64ZM67 50H69V48H67ZM77 50V49H76ZM98 50H99V48H98ZM225 50H222V51H225ZM247 50V49H246ZM253 50H249V51H251L250 53H252L253 54V56H254V52H252ZM3 51H5V50H3ZM7 51H8V49H7ZM36 51V50H35ZM57 51V50H56ZM55 51V52H56ZM59 51H60V48H59ZM90 51V50H89ZM101 51V50H100ZM99 51V52H100ZM216 51H218V49L216 50ZM215 51V52H216ZM261 51V50H260ZM259 51V52H260ZM2 51H0V53H1ZM6 52V51H5ZM5 52H3V53H5ZM9 52V51H8ZM13 52V51H12ZM15 52H17V50H15ZM22 52V51H21ZM20 52V53H21ZM28 52V51H27ZM34 52V51H33ZM47 52H48V50H47ZM46 52V53H47ZM58 52V51H57ZM62 52V51H61ZM65 52H67V51H65ZM72 52H74V50H72ZM71 52V53H72ZM83 52V51H82ZM31 54H32V52H30ZM45 53V52H44ZM77 53V52H76ZM78 53H80V52H78ZM248 53V52H247ZM264 53V52H263ZM6 54H11V53H6ZM12 54H14V52L12 53ZM18 54V53H17ZM27 54V56H28V53H26ZM50 54V53H49ZM56 54V53H55ZM62 54V53H61ZM67 54V53H66ZM64 55V56H62L61 55V59H62V57L64 58V59H62V61L64 62V63H66V66L65 67H63L64 69V71H62L61 72V65H59L58 64V62H56L58 65H56V66H58V67H55V65L54 66H51L50 64L48 65L49 67H50V69H48V70H46V68H48L47 67V65H45L46 67H45V69H44V65H42V66H40V69H41V67H43V69L46 71V73H45V76H46V79H44L45 81H41V80H43V79H40V81L43 83V82H46V83H48V82H51L50 80H52L53 81V79H56L57 80V75L58 74H61V76H63V77H61V79L64 81V82H68L70 79H68L69 77L67 76L66 77V75L68 74V72H67V70H69L70 68L72 69V67L74 68V66L73 65H75V64H73V65H71V63H73V61H71V63H70V59L71 60H73V58L70 56V57H68L67 55ZM74 54V53H73ZM204 54H205V51H204ZM19 55V54H18ZM18 55H17V57H18ZM24 55V54H23ZM23 55H20V56H23ZM33 55V54H32ZM48 55V54H47ZM166 55V54H165ZM202 55V53L200 54V56ZM248 55V54H247ZM247 55H246V57H247ZM250 55V54H249ZM261 55V54H260ZM259 54H258V57L260 56ZM7 56V55H6ZM11 56V55H10ZM14 56V55H13ZM34 56H35V54L33 55V58H34ZM49 56V55H48ZM54 56V55H53ZM75 56V55H74ZM82 56V55H81ZM176 56V55H175ZM194 56V55H193ZM199 56V55H198ZM16 59H17V57H16V55L14 56ZM13 57V58H14ZM23 57H25V56H23ZM37 57H38V55H37ZM41 57V56H40ZM43 57V56H42ZM58 57V56H57ZM105 58L106 57H108V56H104ZM187 57V56H186ZM252 57V56H251ZM263 57H264V55H263ZM5 58V57H4ZM9 58V57H8ZM12 58V59H13ZM21 58V57H20ZM29 58V57H28ZM35 58H36V56H35ZM39 58V57H38ZM49 58V57H48ZM51 58L52 57H50V60H51ZM102 58V57H101ZM110 58V57H109ZM108 58V59H109ZM194 58H196V57H194ZM245 58V57H244ZM1 59V58H0ZM7 59V58H6ZM22 59V58H21ZM21 59H19V61L21 62ZM27 58H25V59H23V61H25ZM47 59V58H46ZM45 59V60H46ZM81 59V58H80ZM107 59V60H108ZM178 59V58H177ZM185 59V58H184ZM198 59H199V57H198ZM198 59H195V60H198ZM245 59H247V58H245ZM245 59H243L244 60V64L247 62H245ZM251 59V58H250ZM250 59H248V60H250ZM253 59H255L254 57H253ZM261 59H262V57H261ZM260 59V60H261ZM11 60V59H10ZM35 60H37V59H35ZM39 60V59H38ZM44 60V62L46 63V61ZM55 60V59H54ZM59 61H60V59H58ZM101 60V59H100ZM106 59L104 60V61H107ZM171 60V59H170ZM183 60V59H182ZM188 60V59H187ZM257 60H258V58H257ZM264 60V59H263ZM22 61V62H23ZM27 61V60H26ZM48 61V60H47ZM53 60H51V62H52ZM61 61V62H62ZM120 61H122V60H120ZM177 61V60H176ZM185 61V60H184ZM16 62V61H15ZM29 62H30V60H29ZM37 62V61H36ZM43 62V61H42ZM44 62H43V64H44ZM62 62V63H63ZM131 62V61H130ZM243 62V61H242ZM252 62V61H251ZM254 62V64H255V61H253ZM256 62H258V61H256ZM3 63V62H2ZM4 63H6V62H4ZM9 63H11V62H9ZM50 63V62H49ZM60 63V62H59ZM61 63V64H62ZM99 63L100 62H98V66H99ZM128 63V62H127ZM169 63V62H168ZM250 62H248V64H249ZM259 63V62H258ZM24 64V62L23 63H21L20 64V66L21 65H23ZM42 63H40V65H41ZM79 64V63H78ZM115 64H116V62H115ZM172 64V63H171ZM186 64V63H185ZM191 65L190 66H192V63H190ZM243 64V65H244ZM247 64V63H246ZM250 64H253V63H250ZM6 65V64H5ZM16 65V64H15ZM17 65H19V64H17ZM27 65V64H26ZM33 65H34V63H33ZM39 65V64H38ZM53 65V64H52ZM104 65H107V63L105 64L104 63ZM112 65V64H111ZM125 64H123V66H124ZM127 66H128V64H126ZM189 65V64H188ZM187 65V66H188ZM193 65H195V63H193ZM241 65H242V63H241ZM241 65H240V69L239 70H241V68H243V67H241ZM242 65V66H243ZM257 65V64H256ZM260 65V64H259ZM264 65V64H263ZM262 65V66H263ZM8 66V65H7ZM12 66V65H11ZM14 66V65H13ZM24 66V65H23ZM62 66H64V65H62ZM77 66V65H76ZM83 66V65H82ZM122 66V65H121ZM176 66V65H175ZM202 66V65H201ZM246 66V65H245ZM249 66V65H248ZM261 66V65H260ZM22 67V66H21ZM39 67V66H38ZM69 67V68H68ZM91 67V66H90ZM93 67H95V64L93 65ZM101 67V66H100ZM252 66H250V68H251ZM256 67V66H255ZM257 67H258V65H257ZM12 69H13V67H11ZM28 68V67H27ZM92 68V67H91ZM90 68V69H91ZM97 68V67H96ZM95 68V70L93 69V73H90V74H92L91 76L89 75V71L87 70V72H85V75L83 74L84 72H82L81 73V71L79 72V75H82L83 74V76L80 78L79 77V79L80 80H76V77H75V80H72V82H71V84L69 83V84H66V85H68V87L67 86H63L64 84H63V82H60V84L62 83V85H58V86H56L57 84H52L53 86H52V88L54 87V89H52L51 87H50V89H52V93H50L49 94V92H50V89H48L49 91L48 92H44L43 90H41L39 87V89H38V91L37 92H35L34 93V90L36 91V88L33 90V88L31 87L30 89H32L33 91V95H35V96H32V92H31V94H30V97L32 96L33 98H32V100H34L35 98L34 97H36V98H38L37 99V101L39 100V101H41V99H45L44 101H42V104H43V102H46L47 101V105L46 106H44L43 105V110L41 109V107H40V104H39V107H40V111L37 113L36 111H37V109H33V104L35 103V101H34V103H32L31 101V104H29L31 107H28V111H32L33 113H34V110H36L35 112H36V114L38 115L39 113H40V115L39 116H33V113H32V115L29 117V114H27V112L25 111L24 113H26V115H28L27 116V119L26 120H24V119H22L23 117H20L21 119H17L16 118V115L14 116V115H12V114H10V112L11 111H15L16 109H13V108H11L10 106H11V103H9V99H8V96H9V91L10 90H13L14 91V89L16 88V86L15 85H13V86H15V88L13 89L12 87V84H14V83H4V84H1L0 85V97H3L2 99L0 98V118L2 119V121H3V126L5 127V125H6V127H8L9 126V124H10V126H12L13 128H14V130H13V132L14 133H9V132H12V128L10 129V127H8L7 129H10V130H8L7 131V133L6 134H11L10 136L12 137L13 136V138H9V136H8V139H11V140H9L10 142H7L8 141V139H4V138H6V137H2V138H0V139H3V140H5L6 142H5V144H3V143H1V144H3L2 146H5L7 143H10V144H12V146L10 147L9 146V144H7L6 145V147L4 148H0V164L1 163H3V162H6V163H10V164H12V163H14L13 161H17L18 159H16V157L18 156L19 157V154L22 152V150L24 149V147H26L25 145H26V143H27V141H26V143L25 142H23L22 143V140H24V138H27V140H29V144H32V143H30V137L31 136H33V135H36L37 133H38V131L39 130H45V128H46V126H48L49 125V123L48 122H51L50 120H52V118H53V116L52 115H54V117H55V114H54V112L53 111H56V113H57V109H58V111H59V108H61L62 109V107L64 108V107H67V106H69V103H68V105L67 106H64L65 105V102H67V100H69V98H71L74 94L75 95H80V94H82V93H84L85 94V90L86 89H83L84 87H87V89L88 88H91V89H93V87H95V88H98V89H103V88H101L102 87V85H103V83H104V85L107 83H105L104 82V80L106 79V77H107V74L108 73H106V72H98L97 71V69ZM125 68H126V66H125ZM169 68V67H168ZM184 68V67H183ZM200 68H202V67H200ZM222 68H225V67H222ZM221 68V69H222ZM259 68V67H258ZM264 68V67H263ZM26 69V68H25ZM29 69L31 70V68H30V66H29ZM70 69V70H71ZM119 69V68H118ZM180 69H181V67H180ZM203 69V68H202ZM245 69V68H244ZM247 69H249L248 67H247ZM252 69V68H251ZM254 69V68H253ZM261 70H262V67L260 68ZM259 69V70H260ZM3 70V69H2ZM34 70V69H33ZM69 70V72H72V71H74V69H72L71 71ZM84 70V69H83ZM85 70H86V68H85ZM108 70V69H107ZM121 70H123V69H121ZM121 70H117L116 69V71H117V73H118V71H121ZM168 70V69H167ZM177 70V69H176ZM181 70H183V69H181ZM225 70H226V68H225ZM260 70V71H261ZM1 71V70H0ZM6 71V70H5ZM4 71V72H5ZM9 71H11V70H9ZM21 71H23V70H21ZM26 71H28V70H26ZM37 71H38V68H37ZM41 71V70H40ZM111 71V70H110ZM109 70L107 71V72H110ZM116 71L114 72V73H116ZM161 71V70H160ZM179 71V70H178ZM196 71V70H195ZM195 71H193V72H195ZM221 72L223 71V70H220ZM242 71V70H241ZM244 71V74H245V70H243ZM247 71V70H246ZM248 71H252V70H248ZM247 71V72H248ZM256 71V70H255ZM19 72V71H18ZM18 72H17V74H18ZM36 72V71H35ZM129 72V71H128ZM131 72V71H130ZM133 72H135L136 73V71H133ZM133 72H131V73H129V74H131V75H133ZM147 72V71H146ZM173 72V71H172ZM198 72H200L199 71V69H198ZM197 71L195 72V73H198ZM213 72V71H212ZM238 72H240V71H238ZM246 72V73H247ZM6 73H7V71H6ZM8 73H10V72H8ZM11 73H13L12 71H11ZM10 73V75H12ZM23 73V72H22ZM21 73V74H22ZM30 73V72H29ZM37 73V72H36ZM44 74V72L42 71L41 73L39 72V73H37V74H39V75H41V74ZM67 73V74H66ZM81 73V74H80ZM88 73V74H87ZM140 73V72H139ZM174 73V72H173ZM211 73V72H210ZM217 73H218V71H217ZM250 73V72H249ZM251 73H253V72H251ZM263 73V72H262ZM19 74H20V72H19ZM18 74V75H19ZM20 74V75H21ZM26 74V73H25ZM35 74V73H34ZM42 74V75H43ZM75 74H77L76 72H75ZM137 74V73H136ZM135 74V75H136ZM144 74V73H143ZM146 74V73H145ZM175 74V73H174ZM173 74V75H174ZM199 74V73H198ZM204 74V73H203ZM214 74V73H213ZM226 74V73H225ZM224 74V75H225ZM242 74H243V72H242ZM241 74V75H242ZM248 74V73H247ZM247 74H245V75H247ZM28 75V74H27ZM65 75V76H64ZM69 75H71V76H73L71 73H69ZM134 75V76H135ZM142 75V74H141ZM140 75V76H141ZM200 75H202L201 73H200ZM219 75V74H218ZM221 75V74H220ZM219 75V76H220ZM234 75V74H233ZM233 75H230V76H232V78H234V76ZM239 75V74H238ZM240 75V76H241ZM249 75V74H248ZM253 75H258V74H256V72H255V74H253ZM264 75V74H263ZM1 76H3L2 74H1ZM23 76H24V74H23ZM26 76V75H25ZM34 76V75H33ZM37 76V75H36ZM71 76H70V78H71ZM75 76V75H74ZM112 76H113V73H112ZM153 76V75H152ZM208 76H211V77H215V75H208ZM207 76V77H208ZM222 76V75H221ZM226 76H228V74L226 75ZM225 76V77H226ZM229 76V77H230ZM235 76H236V74H235ZM240 76H238V77H240ZM250 76V75H249ZM261 76V75H260ZM6 77V76H5ZM4 77V78H5ZM9 77V76H8ZM19 77V76H18ZM22 76H20V78H21ZM39 78H40V76H38ZM66 77V78H65ZM111 77V76H110ZM129 77V76H128ZM131 77V76H130ZM136 77V76H135ZM134 77V78H135ZM141 77H143V75L141 76ZM162 77V76H161ZM173 76H171V78H172ZM195 77V76H194ZM207 77H205V78H207ZM211 77L209 78L210 80H211ZM245 77V76H244ZM243 77V75H242V78H244ZM251 77H252V75H251ZM257 77V76H256ZM262 77V76H261ZM261 77H259L258 76V78H260V79H262ZM23 78V77H22ZM22 78L21 79H19V80H22ZM25 78V77H24ZM30 78H32V77H30ZM43 78V77H42ZM59 78H60V76H59ZM58 78V79H59ZM108 78V77H107ZM136 78H138V77H136ZM146 78V77H145ZM153 78V77H152ZM169 78H170V76H169ZM168 78V79H169ZM216 78V77H215ZM253 78V77H252ZM255 78V77H254ZM60 79V80H61ZM72 79H74L73 77H72ZM77 79H78V77H77ZM110 79V78H109ZM108 79V80H109ZM123 79V78H122ZM129 79H131V78H129ZM132 79H133V77H132ZM129 80V82H127L125 79H123L125 82H126V84H124L123 83V85L120 87H117V88H119L120 90H121V88L124 90V88H131L132 86L134 87V86H137V85H135V83H133V82H131V81H134V80ZM140 79V78H139ZM138 79V80H139ZM165 79V78H164ZM163 79V81L165 82L166 81V79L164 80ZM185 79V78H184ZM201 79H203L202 77H201ZM208 79V78H207ZM206 79V80H207ZM222 79V78H221ZM225 80H227L228 78H224ZM245 79V78H244ZM249 79V80H248ZM247 80L250 82H252V80H250V77L248 78ZM259 79V80H260ZM15 80V79H14ZM61 80V81H62ZM108 80H106V81H108ZM142 80V79H141ZM195 80H196V78H195ZM214 80L215 79H213V82H214ZM217 80H219V81H217V84H218V82H220L221 80L219 79V78H217ZM229 80V79H228ZM235 80V79H234ZM246 80V81H247ZM258 79H256L255 81H253V83H250V84H248L247 82V84L246 85H250V87L249 86H247L249 89L252 87V88H254L251 84H253V85H257V84H259L258 83V81H257ZM5 81H7V79L5 80ZM16 81V83H17V80H15ZM23 81H25V80H23ZM23 81H19L20 83H23ZM39 81V80H38ZM73 81L75 82V81H77V82H75L74 84H73ZM79 81V82H78ZM135 81H137V79L135 80ZM140 81V80H139ZM162 81V82H163ZM186 81V80H185ZM222 81H224L223 79H222ZM222 81H221V83H222ZM231 81H233V80H231ZM231 81H229V82H231ZM257 81V82H256ZM262 82L264 81V80H261ZM29 82V81H28ZM40 82V83H41ZM70 82V81H69ZM143 82V81H142ZM141 82V83H142ZM159 82V81H158ZM157 82V83H158ZM169 85H170V83H171V80L169 79ZM198 82H199V80H198ZM209 83V88L211 89L212 88V83L210 84V82L211 81H208ZM216 82V81H215ZM245 82V81H244ZM257 84H256V83ZM261 82V83H262ZM42 83L40 84V85H42ZM77 83V85L79 84V86L77 87V85H75ZM137 83V82H136ZM145 83V82H144ZM147 83H148V81H147ZM156 83V84H157ZM167 83V82H166ZM205 82L203 81L202 83H199V85L200 84H204ZM226 83V82H225ZM232 83V82H231ZM235 83V82H234ZM233 83V86L234 85H236V84H234ZM236 83H239V82H236ZM243 82H241L240 81V84H242ZM255 83V84H254ZM260 83V85H259V87H258V85H257V87L255 86V88L254 89H257V96H256V93L254 92L255 90L253 89L252 90V92L253 93H255V94H253L252 92V94H253V96H256V99L255 100H253L254 98H253V96H252V99H251V103L250 102H248L249 100H250V98L248 99V97L250 96V94H249V96L247 97L246 96V98H247V105H248V107L252 110V113L250 114L251 116H254L255 117V119L254 118H251V116H249V115H247V114H249L250 113V110H249V108H247L248 109V111H249V113H246V112H244L243 111V113H244V115L246 116H244L243 115V113H241L242 114V116H240V117H242V118H240V121H241V119H244V118H247V116H249L251 119H253V121L254 122H252V120L250 121V123H255V124H251L252 126H248L247 128H244V130L242 129V128H240L239 130L240 131H238L237 129L236 130H233V129H231L230 128V130H227V129H229V128H227L225 131H221L220 133H218V132H214L213 130V132L215 133V134H213L212 135V132H211V135H209V139H208V143L207 144H209L208 146H210V148L212 147V149L214 148V147H216L217 146V148H214L215 150L217 149H219L218 148V144L220 143V145H224L225 146V150H226V146L228 145V147L230 146L231 147V144H233L232 146H234V147H232V148H230V149H228V150H231L232 152H233V150H234V148H235V145H234V142L237 140V139H239V138H243L244 139V142L240 139V142H241V145L244 143L245 145H246V143H254V141H256L257 140V138H259L261 135H263L264 134V82L261 84ZM36 85H38L39 83H35ZM44 84V83H43ZM140 84V83H139ZM149 84H151V82L149 83ZM161 84H163V83H161ZM173 85H174V83H172ZM171 84V85H172ZM180 84V83H179ZM183 84H184V82H183ZM197 84V83H196ZM195 83L193 84V85H196ZM215 84V83H214ZM216 84V85H217ZM35 85V86H36ZM45 85V84H44ZM73 85V86H72ZM74 85L77 87H74ZM104 85H103V87H104ZM119 85V84H118ZM165 85V84H164ZM168 85V84H167ZM175 85H178V83L177 84H175ZM186 85V84H185ZM198 85V86H199ZM223 85H225L224 83H223ZM222 85V86H223ZM231 84H228V86H230ZM243 86L245 85L244 83L242 84ZM245 85V86H246ZM33 86H34V84H33ZM34 86V87H35ZM146 86V85H145ZM166 86V85H165ZM165 86L163 87V88H165ZM179 86V85H178ZM192 86V85H191ZM215 86V85H214ZM221 86V87H222ZM232 85H231V87H233ZM23 87L24 86H22V88H20V90L21 89H23ZM43 87V86H42ZM71 87V88H70ZM155 87V86H154ZM156 87H158V86H156ZM160 87V86H159ZM167 87V86H166ZM170 87V86H169ZM174 87H176V86H173V87H170V88H173L174 89ZM184 87V86H183ZM194 87V86H193ZM200 87H201V85H200ZM239 87H240V85H239ZM12 88V89H11ZM25 88V87H24ZM69 88H70V90H69ZM73 88H75V89H73ZM117 88H115V86H114V89H117ZM148 88V87H147ZM151 88V87H150ZM161 88V87H160ZM168 88V87H167ZM180 88V87H179ZM179 88H177L178 90L177 91H180V97L181 96H183V94H184V92L186 93V91H185V89H183V88H181L180 90H179ZM185 88V87H184ZM201 88H203L204 89V87H201ZM206 88V87H205ZM226 88V87H225ZM242 87H240V89H241ZM246 87H244V89H245ZM28 89V88H27ZM71 89L73 90V92L71 91ZM82 89L84 90V92L82 91ZM154 89V88H153ZM153 89H151V91L153 90ZM169 89V88H168ZM183 89V90H182ZM187 89H188V86H187ZM206 89H208V88H206ZM215 89H217L216 87H215ZM215 89H213L214 91H215ZM221 89V88H220ZM222 89H223V87H222ZM236 89V88H235ZM76 90V91H75ZM120 90H118V91H116V93L118 92H120ZM161 90H162V88H161ZM161 90H159V91H161ZM176 90V89H175ZM198 90V89H197ZM201 90V89H200ZM209 90V89H208ZM218 90H219V88H218ZM224 90V89H223ZM234 90V89H233ZM238 90V89H237ZM243 90V89H242ZM247 90V89H246ZM16 91V90H15ZM19 91V90H18ZM72 93H71V92ZM87 91V90H86ZM99 91V90H98ZM98 91H95V93H97L98 94ZM114 91V92H115ZM122 91V90H121ZM128 91V90H127ZM127 91H126V93L124 92V96H125V94H127ZM158 91V92H159ZM166 91V90H165ZM171 92H172V90H170ZM225 91V90H224ZM227 91V90H226ZM229 91H231L230 89H229ZM236 91V90H235ZM249 91H251V89L249 90ZM12 92V91H11ZM21 92V91H20ZM102 92V91H101ZM149 92H150V90H149ZM162 92V91H161ZM160 92V93H161ZM174 92V91H173ZM172 92V93H173ZM193 92H195L194 90H193ZM198 92V91H197ZM206 92V91H205ZM211 92H212V89H211ZM210 92V93H211ZM228 92V91H227ZM239 92H240V90H239ZM244 92H246L245 90H244ZM16 93H17V91H16ZM16 93H14L13 95H16ZM169 93V92H168ZM189 92L187 91V93L186 94H188ZM207 93H208V91H207ZM207 93H204V94H206V95H209V94H207ZM220 94L222 93L221 91L219 92ZM229 93V92H228ZM247 93V92H246ZM1 94H2V96H1ZM18 94V93H17ZM93 94H94V92H93ZM120 94V93H119ZM118 94V95H119ZM121 94V95H122ZM152 94V93H151ZM155 94H157L156 96H154L155 98H158V97H160V95L162 94L163 95V93H161L159 96H158V93H157V91L155 92ZM166 94V93H165ZM177 94H179L178 92L176 93V94H172L171 95V97H169V96H167V97H169V98H167L166 97V99H168V101L166 100V99H164V101L166 100L167 102H175V100L176 99H178V98H180V97H176V95ZM182 94V95H181ZM201 94H202V98L204 99H207L206 97H203L204 95H203V92H201ZM201 94H199V95H201ZM214 94V93H213ZM223 94V93H222ZM221 94V95H222ZM224 94H225V92H224ZM230 94V93H229ZM238 94V93H237ZM241 94V93H240ZM248 94H246V95H248ZM251 94V95H252ZM12 94L10 95L11 97L13 96ZM20 95V94H19ZM22 95H24V94H22ZM27 95V94H26ZM74 95V96H75ZM87 95H88V93H87ZM86 95V96H87ZM115 95V94H114ZM117 95V94H116ZM115 95V96H116ZM117 95V96H118ZM153 95V94H152ZM168 95V94H167ZM170 95V94H169ZM192 95V94H191ZM195 95V94H194ZM215 95H216V92H215ZM235 95V94H234ZM234 95H233V97H234ZM243 95H244V93H243ZM242 95V96H243ZM10 96H9V98H10ZM21 96V95H20ZM84 96V95H83ZM102 96V95H101ZM138 96H140V95H138ZM151 96V95H150ZM158 96V97H157ZM164 96V98H165V96L166 95H163ZM178 96V95H177ZM185 96H188V95H185ZM190 96V95H189ZM187 97V98H191V97ZM209 96H211V95H209ZM213 96V95H212ZM228 96H230V95H227V98H228ZM238 96H240L239 94H238ZM237 96V97H238ZM241 96V97H242ZM245 96V95H244ZM19 97V96H18ZM24 97H26V98H29V96H24ZM92 97V96H91ZM93 97H96V96H93ZM92 97V98H93ZM148 97V96H147ZM176 97V98H175ZM195 97V96H194ZM197 97V96H196ZM220 97V96H219ZM218 97V98H219ZM221 97H223V96H221ZM232 97V96H231ZM230 97V98H231ZM12 98H14V97H12ZM21 98V97H20ZM87 98H88V96H87ZM89 98H90V96H89ZM97 98V97H96ZM117 98V97H116ZM124 98V97H123ZM141 98V97H140ZM150 98V97H149ZM149 98H148V100H149ZM163 98V97H162ZM161 98V99H162ZM185 97H181V99H184ZM202 98H198V99H202ZM210 98V97H209ZM216 98V97H215ZM225 98V97H224ZM229 98V99H230ZM243 98V97H242ZM18 99V98H17ZM29 99H31V98H29ZM80 99V98H79ZM78 99V100H79ZM86 99V98H85ZM120 99V98H119ZM135 99V98H134ZM147 98H145L144 100H146ZM154 99V98H153ZM153 99H151V100H149L150 101V103L152 104V102H153ZM193 99V98H192ZM192 99H190V100H192ZM194 99H196V98H194ZM238 98H236V100H237ZM24 100V99H23ZM72 100V99H71ZM76 100V99H75ZM84 100V99H83ZM185 100V99H184ZM208 100V99H207ZM207 100H205L206 102H208ZM214 100V99H213ZM213 100H210L209 99V101H211V102H213ZM218 100V99H217ZM220 100V99H219ZM221 100H223V99H221ZM221 100H220V102H221ZM234 100V99H233ZM235 100V101H236ZM239 100H241V98L239 99ZM253 100V101H252ZM18 101V102H17ZM16 101V103L18 104L19 103V99ZM21 101V100H20ZM26 101H28V100H26ZM85 101V100H84ZM96 101V100H95ZM120 101H121V99H120ZM152 101V102H151ZM163 101V100H162ZM162 101H160L159 103H161ZM179 101H181V100H179ZM187 101V100H186ZM188 101H189V99H188ZM187 101V102H188ZM204 101V102H205ZM229 101V100H228ZM238 101V100H237ZM243 100H241V102H242ZM246 101V100H245ZM79 102H80V100H79ZM78 101H77V103H79ZM81 102L83 103V101L81 100ZM94 102V101H93ZM122 102V101H121ZM154 102H157V100H154ZM176 102H178V100H176ZM193 102V101H192ZM196 102V101H195ZM200 102H201V100H200ZM203 102V103H204ZM224 102H226V101H224ZM232 102V101H231ZM240 102V103H241ZM15 103V102H14ZM13 103V104H14ZM23 103V102H22ZM22 103H20V104H22ZM37 103V102H36ZM36 103L34 104V106L36 105ZM71 103V102H70ZM74 103H75V101H74ZM158 103V102H157ZM171 103L170 104H168L167 106H165V104H166V102H165V104H164V106L165 107H167V108H170V107H168V106H170L171 105ZM189 103H190V101L188 102V105H189ZM202 103V102H201ZM230 103V102H229ZM228 103V104H229ZM235 103V102H234ZM251 105V106H249V104ZM19 104V105H20ZM41 104V105H42ZM72 104V103H71ZM96 104V103H95ZM151 104H150V106H151ZM156 104V103H155ZM155 104H154V106H155ZM162 104V103H161ZM162 104V105H163ZM175 104H177L178 105V103H175ZM183 104H186V103H183ZM191 104V103H190ZM200 104V103H199ZM205 104V103H204ZM207 104V103H206ZM214 104V103H213ZM217 104L218 103H216V106H217ZM221 104V103H220ZM224 104H226V103H224ZM223 104V105H224ZM232 104H233V102H232ZM243 104V103H242ZM252 104H253V106H252ZM10 105V106H9ZM19 105H17V110H19L18 108H20L21 109V106H19ZM25 105V104H24ZM37 105H38V103H37ZM73 105V104H72ZM76 105V104H75ZM141 105V104H140ZM149 105V104H148ZM147 105V106H148ZM158 105V104H157ZM177 105L175 106L174 105V107L173 108H175V107H177ZM180 105V104H179ZM187 105V104H186ZM201 105V104H200ZM209 105V102H208V104L206 105V107ZM212 105V104H211ZM230 105V104H229ZM228 105V106H229ZM245 105V104H244ZM19 106V107H18ZM122 106V105H121ZM149 106V107H150ZM172 106H173V104H172ZM180 106H182V105H180ZM202 106V105H201ZM204 106V105H203ZM202 106V107H203ZM215 106V105H214ZM213 106V107H214ZM215 106V107H216ZM219 106V105H218ZM225 107H226V105H224ZM235 106V105H234ZM234 106H233V109L235 110V108H237L236 106H235V108H234ZM239 106H240V104H239ZM238 106V108H240ZM23 107V106H22ZM35 107H37V106H35ZM44 107H45V110H44ZM79 107V106H78ZM132 107V106H131ZM130 107V108H131ZM135 107H136V105H135ZM160 107V106H159ZM161 107H163V106H161ZM164 107V108H165ZM205 107V106H204ZM203 107V108H204ZM210 107V106H209ZM220 107V106H219ZM222 107V106H221ZM220 107V108H221ZM231 107H232V105H231ZM230 107V109H232ZM246 107V106H245ZM251 107H253V108H251ZM13 109V110H9V112L7 113V110L8 109ZM29 108H31L32 110H30ZM77 108V107H76ZM119 108H121V107H119ZM127 108H129V107H127ZM129 108V109H130ZM133 108H134V106H133ZM137 109H139L138 107H136ZM135 108V110H134V112L137 110ZM140 108H141V106H140ZM148 108V107H147ZM166 108V109H167ZM178 108V107H177ZM179 108H181V107H179ZM183 109H185V106L184 107H182ZM189 108V107H188ZM208 108V107H207ZM227 108V107H226ZM237 108V109H238ZM241 108H242V106H241ZM60 109V112H62V111H64V109H62L61 110ZM68 109V108H67ZM146 109V108H145ZM150 109H152V108H150ZM150 109H148V111L150 110ZM172 109V108H171ZM170 109V110H171ZM210 109V108H209ZM216 109H218L217 107H216ZM223 109H225V108H223ZM222 109V110H223ZM242 109H244V108H242ZM241 109V110H242ZM246 109V110H247ZM69 110V109H68ZM147 110V109H146ZM145 110V111H146ZM156 110V109H155ZM207 110V109H206ZM214 110V109H213ZM221 110V109H220ZM227 110H229V109H227ZM253 110H254V113H253ZM67 111V110H66ZM70 111V110H69ZM73 110H71L70 111V114H71V112H72ZM78 111H79V109H78ZM92 111V110H91ZM132 111H133V109H132ZM131 110H130V112H131V114L133 113ZM139 111V112H138ZM137 112H138V114H140V116H141V110H138ZM143 111V110H142ZM166 111V110H165ZM181 111V110H180ZM208 111H210V110H208ZM216 111V110H215ZM218 112V114H219V109L217 110ZM225 111L226 110H223L222 112H224L225 113ZM247 111V112H248ZM19 112V111H18ZM42 112V113H41ZM65 112V111H64ZM84 112V111H83ZM153 113H154V111H152ZM152 112H151V114H152ZM164 112V111H163ZM167 112V111H166ZM185 112V111H184ZM210 112H212L213 113V111L211 110ZM221 112V113H222ZM229 112H230V110H229ZM228 112V113H229ZM238 112H239V110H238ZM237 112V113H238ZM241 112V111H240ZM16 113V112H15ZM20 113H22V111H20L19 112V114ZM59 113V112H58ZM73 113V112H72ZM77 113V111H75L73 114L74 115H77L76 114ZM87 113H88V111H87ZM87 113H85V114H81L82 116H84L83 118H86L85 116H86V114ZM91 113V112H90ZM129 113V112H128ZM158 113V115H160L159 114V112H157ZM182 113H183V111H182ZM209 113V112H208ZM216 113V114H217ZM220 113V115H224V114H221ZM235 113H236V111H235ZM234 113V114H235ZM4 114H6V115H4ZM10 114V115H9ZM16 114H18V113H16ZM69 114V113H68ZM69 114V115H70ZM131 114L129 115V116H131ZM134 114V113H133ZM150 113H148V115H149ZM156 114V113H155ZM214 114H215V112H214ZM225 114H227V113H225ZM233 114V115H234ZM252 114H254V115H252ZM20 115H22V114H20ZM24 115V114H23ZM26 115H24V116H26ZM35 115V114H34ZM60 115V114H59ZM58 114H57V116H59ZM69 115L67 116V117H69ZM144 115V114H143ZM166 115V114H165ZM174 115V114H173ZM177 115V114H176ZM179 115H181V113L179 114ZM179 115H178V117H179ZM220 115H218V117H220ZM229 116H230V118H232V114L230 113V114H228ZM34 118H33V117ZM82 116H80V117H82ZM88 117H89V113H88V115H87ZM134 116L136 117V115L134 114ZM137 116H139V115H137ZM139 116V117H140ZM161 116V115H160ZM168 116V115H167ZM170 116H172V115H170ZM169 116V117H170ZM215 116V115H214ZM224 116H226V115H224ZM224 116H221V118L222 117H224ZM19 117V116H18ZM66 117V118H67ZM80 117H78L79 118V120H80ZM132 117V116H131ZM138 117V118H139ZM143 117V116H142ZM142 117H140L141 119H143ZM147 116H145L144 117V119L146 118ZM154 117V116H153ZM159 117V116H158ZM163 117V116H162ZM161 117V118H162ZM176 117V116H175ZM235 117V116H234ZM239 117V116H238ZM244 117V118H243ZM29 118V119H28ZM83 118H81V121L83 120ZM137 118V117H136ZM157 118V117H156ZM155 118V120H157ZM160 118V117H159ZM217 119V117H214V119ZM235 118H237V116L235 117ZM148 119V118H147ZM166 119V118H165ZM219 119V118H218ZM67 120H68V118H67ZM67 120H65L64 121V119H63V122H64V124H66V123H68L67 122ZM70 120L71 119H69L68 121L70 122ZM77 120V119H76ZM230 120H232V119H230ZM234 120V119H233ZM244 120H246V119H244ZM255 120H257V123H261L260 125L262 126V127H259V124H257L256 122H255ZM54 121V120H53ZM85 121H87V120H85ZM145 121H147V120H145ZM224 121V120H223ZM226 121V120H225ZM243 121V120H242ZM242 121H241V124L240 125H242ZM62 121L61 122H58V123H63ZM74 123H72V121L69 123V124H72V126L76 123V121H73ZM77 122H78V120H77ZM84 122V121H83ZM83 122H81L80 124H82ZM88 122V121H87ZM87 122H85V123H87ZM153 122H155V121H153ZM169 122V121H168ZM222 122V121H221ZM227 122H228V120H227ZM239 122V121H238ZM58 123H56V125L58 124ZM79 123V122H78ZM142 123H143V121H142ZM146 122H144V124H145ZM152 123V122H151ZM217 123V122H216ZM224 123V122H223ZM240 123V122H239ZM244 123H245V121H244ZM243 123V124H244ZM247 123H248V120H247ZM12 124V125H11ZM48 124V125H47ZM79 124V126L81 127V125ZM155 125L157 124V122L156 123H154ZM168 124L169 123H167V121L166 122H160V123H158V125L156 126V128H157V130L159 131V133H157L158 135H156L155 137H152V138H149V139H145L146 140V144L147 145H145V150L144 151H146L147 153H146V155L149 153V152H151V153H154V152H157L158 151V149L163 145V144H165L168 140H169V138H170V136L172 135L171 134V132H169L168 130H166L165 128L168 126ZM228 124V123H227ZM230 124H232V123H230ZM238 124V123H237ZM8 125V126H7ZM14 125V126H13ZM75 125H78V124H75ZM147 125V124H146ZM149 125V124H148ZM174 125V124H173ZM218 125H220L219 124V122H218ZM240 125H237V127L238 126H240ZM246 125H249V124H246ZM245 125V126H246ZM258 125V126H257ZM54 128H55V130L60 126V124H59V126H57V127H55V124L54 125H52ZM71 126V127H72ZM76 127V129L77 128H80V127ZM87 126V125H86ZM85 126V127H86ZM154 126V125H153ZM152 126V127H153ZM224 126V125H223ZM83 127V126H82ZM81 127V128H82ZM88 127V126H87ZM89 127H91V126H89ZM219 127V126H218ZM217 127V128H218ZM143 128H145V127H143ZM225 128V127H224ZM1 129H2V127H1ZM0 129V130H1ZM4 129V128H3ZM2 129V130H3ZM47 129V128H46ZM50 129H53L52 127L50 128ZM59 129H60V127H59ZM65 129H66V127H65ZM68 129H69V127H68ZM72 129V128H71ZM73 129H74V126H73ZM88 129V128H87ZM140 129H142V128H140ZM145 129H147V128H145ZM144 129V131H146ZM151 129V128H150ZM154 129V128H153ZM212 129V128H211ZM219 129H221V128H219ZM234 129H235V127H234ZM6 130V129H5ZM47 130H49V129H47ZM58 130V129H57ZM75 130V129H74ZM83 130H86L85 128L83 129ZM137 130V129H136ZM155 130V129H154ZM216 130V129H215ZM218 130V129H217ZM222 130V129H221ZM77 131V130H76ZM78 131H79V129H78ZM173 131V130H172ZM192 131V130H191ZM207 132L208 131H210V130H206ZM45 132V134L47 133L46 132V130L44 131ZM44 132L41 134L40 133V131H39V133L41 134V136L44 134ZM49 133H50V130L48 131ZM141 132V131H140ZM139 132V133H140ZM147 132V131H146ZM203 132H204V130H203ZM206 132V133H207ZM131 133V132H130ZM144 133V132H143ZM149 133V132H148ZM156 133V132H155ZM154 133V134H155ZM177 133V132H176ZM199 133V132H198ZM210 133V132H209ZM132 134H133V132H132ZM145 134V133H144ZM200 134H201V132H200ZM3 135V134H2ZM77 135V134H76ZM127 135H129V134H127ZM139 135V134H138ZM143 135V134H142ZM146 135V134H145ZM145 135H143L142 137H144ZM194 135V134H193ZM206 135V134H205ZM3 136H7V135H3ZM137 136V135H136ZM148 136V135H147ZM177 136H179V135H177ZM189 136L190 135H188V139H190L189 138ZM202 136V135H201ZM208 136V135H207ZM1 137V136H0ZM36 137V136H35ZM121 137V136H120ZM128 137V136H127ZM187 137V136H186ZM191 137H192V135H191ZM203 137V136H202ZM201 137V138H202ZM247 137V138H246ZM262 137V136H261ZM34 138V137H33ZM32 138V139H33ZM42 138V137H41ZM110 138H112V136L110 137ZM136 138V137H135ZM193 138H195V136L193 137ZM197 138H198V136H197ZM205 138H206V136H205ZM13 139V140H12ZM37 139V138H36ZM109 139V138H108ZM108 139H106V140H108ZM129 139H132V138H129ZM140 139V138H139ZM188 139H185V140H187L188 142H189V140ZM192 139V138H191ZM196 139V138H195ZM194 139V140H195ZM203 139V138H202ZM206 139V140H207ZM3 140H1L0 142H3ZM34 140H35V138H34ZM46 140H48V138L46 139ZM46 140H45V142H46ZM113 140V139H112ZM123 140V139H122ZM132 140H135L134 138L132 139ZM144 140V139H143ZM193 140V141H194ZM205 140V139H204ZM259 140V139H258ZM13 141H14V144L15 145H13ZM32 141V140H31ZM37 140H35L34 142H36ZM64 141V140H63ZM73 141V140H72ZM109 141L110 140H108V143H109ZM119 141V140H118ZM127 141V140H126ZM129 141V140H128ZM184 141V140H183ZM202 141V140H201ZM239 141V140H238ZM12 142V143H11ZM38 142V141H37ZM71 142V141H70ZM112 142V141H111ZM121 142V141H120ZM191 142V141H190ZM205 142V141H204ZM204 142H202V144H204ZM25 143V144H24ZM47 143H49V142H47ZM107 143V142H106ZM105 143V144H106ZM118 144H120L119 142H117ZM130 143H131V141H130ZM142 144L144 143V141H142L141 142ZM177 143V142H176ZM182 143V142H181ZM186 143V142H185ZM192 143V142H191ZM200 144H201V142H199ZM258 143V142H257ZM262 143V142H261ZM1 144H0V147H1ZM18 144V145H17ZM22 144H24V145H22ZM38 144V143H37ZM45 144V143H44ZM59 144V143H58ZM128 144H129V142H128ZM137 144H139V143H137ZM137 144H136V142L135 141H133L131 144H129V145H127V143H126V146H130V147H128L129 149V152L128 153H130V149H132V150H135L134 148L137 146ZM190 144V143H189ZM188 144V145H189ZM197 144V143H196ZM196 144L194 145V147L196 146ZM238 144V143H237ZM110 145H115V144H110ZM140 145V144H139ZM183 145V144H182ZM197 145H199V144H197ZM205 145V144H204ZM262 145H263V143H262ZM15 146H17L16 148H15ZM19 146V147H18ZM48 146V145H47ZM51 146V145H50ZM181 146V145H180ZM193 146V145H192ZM200 147H203V145L201 146V145H199ZM198 146V147H199ZM223 146V147H224ZM252 146V145H251ZM258 146H259V143H258ZM261 146V145H260ZM9 147V148H8ZM27 147H28V145H27ZM38 147V146H37ZM36 147V148H37ZM40 147H42V146H40ZM104 147V146H103ZM102 147V148H103ZM120 147V148H119ZM124 147V146H123ZM144 147V146H143ZM185 147V148H184ZM183 148H178V149H180V151H183V149H184V151L183 152H180L179 154H177V155H174L176 158H171L172 159V162H171V160H170V162L166 165V163H165V167H163L164 168V170L168 173H166L165 171H164V173H166L167 175H169L168 177H169V182H167V183H170L169 185L172 187V189H171V191H172V193H173V190H174V192H176V194L177 195H174V197H172L173 199H171L172 200V204H174L175 206L174 207H172V208H175L176 207V205H178V207L176 208L177 209V211L178 212H183V216H180V218L179 219H181V218H186V217H188V216H191L193 213H194V211L196 210V208H197V206H198V204H200V201H201V197H202V195H203V193H204V190H205V188H202V187H198V186H188L187 185V187H186V182L187 181H190V180H194L195 178H199V176H200V174H198L199 173V169L197 170L196 168V165H197V163L199 162V161H201L200 163H198V165L199 164H201V163H203L202 162V158L204 159L208 154L210 155V158H208V156H207V158H205L206 160H205V165H202V169H203V166H206L207 167V169L206 170H208V168L213 172V170L215 171V170H217V171H219L218 169H220V170H222V172L223 173H225V174H227V172H228V177L226 176V178H230V177H232L233 175H235V169H233V159L231 160L232 161V164H230V162H229V159H231L229 156H232V154L230 153V154H228L227 155V153L225 154V156H223V153H224V151H223V153H221V151L222 150H216V151H214V152H210L209 151V153L208 154H205L204 152L203 153H201L200 151H202V149H204L205 147H203L202 149H199L200 151H196L195 149H194V147H191V144H190V146H189V148H186V147H188L187 146V144H186V146H184ZM198 147L196 146L195 148L198 150ZM238 147V146H237ZM237 147L235 148V153H236V149H237ZM246 147V146H245ZM245 147H243V148H245ZM247 147H249V146H247ZM262 147V146H261ZM34 149L35 151H37V149ZM47 148V147H46ZM51 148V147H50ZM108 148H110V147H107V149ZM139 148V147H138ZM137 148V149H138ZM254 148L255 147H253V150H254ZM259 149H260V147H258ZM71 149H72V147H71ZM126 149V148H125ZM124 148L122 149V147L120 146V145H118L117 147H116V145H115V148H113V149H111L112 151H110L111 153V158L112 159H114V161L116 160H118L121 156L122 157H124L125 155V152H126V155L128 154L127 153V150L126 151H124L125 150ZM173 148H171L170 150H172ZM176 149V148H175ZM174 149V150H175ZM213 149V150H214ZM220 149H223V148H220ZM241 149V148H240ZM240 149H237L238 151H237V153L238 152H240L239 150ZM250 149V148H249ZM248 149V150H249ZM32 150H33V147H32ZM43 150V149H42ZM44 150H46V149H44ZM73 150V149H72ZM75 150V149H74ZM73 150V152H72V155L74 154V152H76V151H74ZM77 151H78V149H76ZM96 150V149H95ZM139 150V149H138ZM243 151H244V149H242ZM247 149L245 150L246 151V153H247V151H248ZM69 151H71V150H69ZM68 151V152H69ZM94 151V150H93ZM92 151V152H93ZM173 151V150H172ZM172 151H170V153L172 152ZM176 151V150H175ZM174 151V152H175ZM206 151H207V149H206ZM231 151H229V152H231ZM244 151V152H245ZM257 151V150H256ZM32 152V151H31ZM55 152V151H54ZM100 152V151H99ZM102 152H104V151H102ZM143 152V151H142ZM169 152V151H168ZM176 152H178V151H176ZM233 152V154H235ZM254 152V151H253ZM252 152V153H253ZM29 153V152H28ZM79 153H80V151H79ZM89 153H91V152H89ZM109 153V152H108ZM132 153V152H131ZM165 153V152H164ZM207 153V152H206ZM249 153V152H248ZM262 153V152H261ZM33 154V153H32ZM34 154H35V152H34ZM37 154V153H36ZM82 154V153H81ZM96 154V153H95ZM94 154V155H95ZM134 154H136V153H134ZM255 154H257V153H255ZM260 154V153H259ZM54 155V154H53ZM63 154H61V156H62ZM66 155L68 156V154L66 153ZM71 155V154H70ZM71 155V156H72ZM76 155V154H75ZM75 155H73V156H75ZM92 155V154H91ZM102 155H104L105 156V154H102ZM129 156L128 157H130V155L131 154H128ZM136 155H138V154H136ZM141 155V154H140ZM149 155H150V153H149ZM152 155V154H151ZM172 155V154H171ZM252 155V154H251ZM59 156V155H58ZM57 156V157H58ZM86 156V155H85ZM89 156V155H88ZM98 156V155H97ZM101 156V155H100ZM110 156V155H109ZM132 156V155H131ZM155 156V155H154ZM167 156V155H166ZM237 156V155H236ZM244 156H245V154H244ZM246 156H247V154H246ZM249 156V155H248ZM27 157V156H26ZM46 157H47V155L45 156V159H46ZM52 157V156H51ZM51 157H49V161H48V163L52 160L51 159ZM55 157L56 156H54V159H55ZM56 157V158H57ZM63 157H64V155H63ZM76 157V156H75ZM106 159L105 160H108V162H110V157H108V155L106 154ZM121 157V158H122ZM126 157V156H125ZM125 157L124 158H122L121 159V161L123 160V159H125ZM151 157V156H150ZM153 157V156H152ZM169 157V156H168ZM234 157H235V155H234ZM233 157V158H234ZM240 157H241V155H240ZM251 157V156H250ZM254 157H255V155H254ZM38 158V157H37ZM59 158V157H58ZM70 157H68V159H69ZM88 158V157H87ZM87 158H85V159H87ZM99 158H101V157H99ZM109 158V159H108ZM160 158V157H159ZM159 158H158V160H159ZM164 158H165V156H164ZM248 159L247 160H249V157H247ZM47 159H48V157H47ZM51 159V160H50ZM76 159V158H75ZM84 159V160H85ZM89 159V158H88ZM142 159V158H141ZM163 159V158H162ZM207 159H209V160H207ZM244 159H245V157H244ZM253 159V158H252ZM252 159H250V162H251V160ZM260 159H262V158H260ZM38 160V159H37ZM36 160V161H37ZM43 160V159H42ZM63 160V159H62ZM99 160V159H98ZM120 160V159H119ZM238 160V159H237ZM254 160H255V158H254ZM258 160V159H257ZM22 161H24V160H20V162H22ZM34 161V160H33ZM33 161L32 162H28V163H30V164H32L33 163ZM35 161V162H36ZM47 161L46 162H44V163H46V164H48L47 163ZM68 161V160H67ZM79 161H81V160H79ZM101 161V160H100ZM113 161V160H112ZM119 162L121 165H120V168H118V170H122L120 173H119V171H117L119 174L117 175V177H115L114 178V181H112V183L110 184V186L109 185H107L108 187H105L106 189H107V191L106 192H103V194H101L100 193V195H102L101 196V200H99V203L97 204V205H92V204H89V202H86V204H85V202L84 203H82V205L81 206H78L76 209H74V206H76V205H72V207L71 208H73L74 209V212H78L79 210L81 211V213H80V215L79 216H77L75 219L74 218H72L71 220H68L69 219V217H68V222H66L67 223V225H66V223H65V225H64V228H65V230H68V231H71V230H74L73 228H75V226L78 224V223H82V220H85V219H88V220H91L92 222H107V221H115L114 219L116 218V216H117V214L119 213V212H121V210L123 209V206H122V200L124 199V197L129 193V190H128V187L130 186V185H128V184H132L133 182H132V179L133 180H135V176H134V178H132L131 177V174H128L129 172H130V168H132L133 166H131V160H130V162H126V165L125 166H123L122 168H121V166H122V163H124V162ZM142 161V160H141ZM149 161V160H148ZM175 161V162H174ZM204 161V160H203ZM226 161H227V163L228 164H226ZM56 162V161H55ZM60 162H62V161H60ZM73 162V161H72ZM81 162H83V161H81ZM96 162V161H95ZM99 162V161H98ZM105 162H107V161H105ZM107 162V163H108ZM163 162H165V161H163ZM243 162H246V161H244L243 160ZM250 162H249V164H250ZM254 162V161H253ZM25 163H26V161H25ZM25 163H22L21 164V166L23 165V164H25ZM36 163H38V162H36ZM40 163H42V162H40ZM57 163V162H56ZM62 163H64V162H62ZM62 163L60 164V165H62ZM76 163V162H75ZM84 163V162H83ZM87 163V162H86ZM89 163V162H88ZM87 163V164H88ZM107 163H104V161H103V164H107ZM117 163V162H116ZM119 163L118 164H116V166L117 165H119ZM132 163H133V161H132ZM134 163H136V162H134ZM140 163V162H139ZM144 163V162H143ZM151 163V162H150ZM150 163H148L147 164V162L145 163V165H144V169L145 170H148V169H150ZM157 163V162H156ZM159 163V162H158ZM247 163V162H246ZM264 163V162H263ZM262 163V164H263ZM54 164V163H53ZM52 164V165H53ZM72 164V163H71ZM70 164V165H71ZM74 164V163H73ZM79 164H80V162H79ZM110 164H113V165H115L114 163H108V165H109V168H110ZM160 164V163H159ZM159 164H156V165H159ZM164 164V163H163ZM230 164V165H229ZM234 164H236V162L234 163ZM9 165V164H8ZM20 164L18 163V169H20V166H19ZM34 165V164H33ZM37 165V164H36ZM39 165V164H38ZM42 165H44V164H42ZM50 165V164H49ZM49 165L47 166V168H48V170H49ZM54 165H56V164H54ZM59 165V164H58ZM58 165H57V167H58ZM89 165V164H88ZM90 165H91V162H90ZM238 165V164H237ZM253 165H255V164H253ZM264 165V164H263ZM10 166H12V165H10ZM10 166H8L9 168H11ZM17 166V165H16ZM15 166V167H16ZM26 167H29V164L28 165H25ZM41 166V165H40ZM38 167V169L39 168H41V167ZM68 167H69V165H67ZM74 166H75V164H74ZM93 166V165H92ZM98 166H100V167H98V168H101V163H100V165H98ZM103 166V165H102ZM106 166V165H105ZM155 166V165H154ZM240 166V165H239ZM248 166H250V165H248ZM256 166V165H255ZM7 167V168H8ZM36 167V166H35ZM36 167V168H37ZM53 167V166H52ZM51 167V168H52ZM56 167V168H57ZM61 167V166H60ZM64 167V166H63ZM71 167V166H70ZM80 167V166H79ZM82 168H83V166H81ZM87 167V166H86ZM85 167V168H86ZM107 167V166H106ZM33 168H34V166H33ZM33 168H29V169H33ZM42 168H43V166H42ZM46 168V167H45ZM44 168V169H45ZM64 168H66L67 169V167L65 166ZM73 168V167H72ZM75 168V167H74ZM77 168H78V166H77ZM93 167H91V169H92ZM96 168H97V165H96ZM104 168V169H103ZM103 168H101L102 170H105L106 168L105 167H103ZM130 170H129V169ZM133 168H135V167H133ZM158 168V167H157ZM159 168H161V167H159ZM205 168V167H204ZM238 168V167H237ZM248 169H250L249 167H247ZM255 168V167H254ZM257 168L258 169H260L261 170V168H259L258 166H257ZM3 169V168H2ZM27 169V168H26ZM26 169H25V171H26ZM63 169V168H62ZM71 169V168H70ZM79 169V168H78ZM115 169V168H114ZM153 169V168H152ZM156 169V168H155ZM213 169V170H212ZM5 170H9V169H5ZM11 170H13V167L11 168ZM10 170V171H11ZM34 170V169H33ZM43 170V169H42ZM47 170V171H48ZM56 170V169H55ZM55 170H54V172H55ZM63 170H65V169H63ZM76 170V169H75ZM81 170V169H80ZM93 170H95V171H97V169H93ZM99 170V169H98ZM102 170H100V171H102ZM123 170H128V173L126 174H123ZM137 170V169H136ZM143 170V169H142ZM154 170V169H153ZM162 170V169H161ZM160 170V171H161ZM209 170V171H210ZM224 170V171H223ZM239 170H242V168L241 169H239ZM254 170V169H253ZM262 170H263V167H262ZM9 171V172H10ZM19 171V170H18ZM23 170H21V171H19L18 173H16V175H11L10 174V177H8V178H13L12 180L11 179H7L6 178V176H5V178H4V180L3 181H0V210H1V208H3V210H4V207H7L9 204H10V202L13 204L15 201H8V203L6 202L7 200L5 199L7 196H10L11 195V193H13V194H19L20 196H21V198L20 197H18V198H20V200H21V203H20V201H18V200H16V201H18V205L19 206H17L16 205V207L15 208H22V212L24 213V212H27V214L26 213H24V214H26V216H22L21 215V217L20 218H18V216L16 215V217L18 218V219H15L14 221H16V222H14V225L12 226L13 228H10V229H12V234L11 233H8V234H11V235H13V234H16V233H14V232H17V231H21V233H22V230H24V228L26 227V226H30V227H32V228H34V227H36V229H37V226L39 227V224H37V223H40L41 221L39 220V218H41V217H43L44 216V214L46 213V211L48 210V208H45V206L47 207V204L45 203V206L44 207H42V206H38V204H42V202H46V200H48L49 201V198L51 199V200H53L52 198H54V199H56L57 198V200H58V198L60 199L63 195H64V193H68V191L69 190H71V189H73V185L70 183V182H65V183H63V184H61V186H59L60 187V190H58L56 193H54V190L55 189H57L56 188V186H55V184L53 185L52 184V181H47V182H43V180L41 179V178H38V176L37 177H35V176H33L32 174L31 175H29V174H26V175H24L25 173L24 172H22ZM36 171H38V170H36ZM40 171V170H39ZM44 171V170H43ZM50 171H52V170H50ZM58 171H60V170H58ZM66 171V170H65ZM64 171V172H65ZM77 171V170H76ZM111 171V170H110ZM114 171V170H113ZM217 171H215L216 172V174H218L217 173ZM256 171V170H255ZM255 171H253V172H255ZM258 171V170H257ZM62 172V171H61ZM67 172V171H66ZM65 172V173H66ZM84 172V171H83ZM105 172H106V170H105ZM141 172V171H140ZM214 172V173H215ZM251 172V171H250ZM5 173H8V171H6ZM12 173V172H11ZM30 173V172H29ZM40 173H42V172H40ZM45 173V172H44ZM89 173V172H88ZM111 173V172H110ZM153 173V172H152ZM151 173V174H152ZM203 173V172H202ZM223 173H222V175H223ZM242 173H245V171L244 172H242ZM258 173V172H257ZM260 173H263L262 171L260 172ZM14 174H15V171H14ZM52 174H53V171H52ZM60 174V173H59ZM75 174V173H74ZM82 174V173H81ZM102 174H105V173H102ZM107 174V173H106ZM141 174V173H140ZM156 174V173H155ZM158 174V173H157ZM207 174V173H206ZM211 174V173H210ZM252 174V173H251ZM254 174V173H253ZM2 175H4V174H2ZM38 175V174H37ZM79 175V174H78ZM86 175V174H85ZM90 175H91V173H90ZM92 175H93V172H92ZM134 175V174H133ZM132 175V176H133ZM164 175V174H163ZM167 175H166V177H167ZM209 175V174H208ZM214 175V174H213ZM212 175V176H213ZM220 175H221V171H220ZM221 175V176H222ZM257 175V174H256ZM13 176V177H12ZM44 176V175H43ZM65 176V175H64ZM71 176V175H70ZM84 176V175H83ZM93 176H95V175H93ZM92 176V177H93ZM98 176V175H97ZM100 176V175H99ZM104 176V175H103ZM158 176V175H157ZM160 176V175H159ZM158 176V177H159ZM211 176V177H212ZM221 176H220V178H219V176H215V177H217L218 178V180L219 179H222L221 178ZM252 176V175H251ZM260 176V175H259ZM259 176H258V178H259ZM2 177V176H1ZM45 177V176H44ZM48 177V176H47ZM57 177V176H56ZM66 177H67V175H66ZM66 177H63V178H66ZM80 177V176H79ZM91 177V178H92ZM105 177V176H104ZM103 177V178H104ZM109 177V176H108ZM240 177H241V174H240ZM245 177H248V176H245ZM15 178V179H14ZM46 178V177H45ZM49 178V177H48ZM78 178V177H77ZM83 178V177H82ZM149 178H150V176H149ZM155 179L157 178L156 176L154 177ZM204 178V177H203ZM225 178V179H226ZM234 178H236V177H234ZM263 178H264V176L262 177V180H263ZM55 179V178H54ZM62 179V178H61ZM113 179V178H112ZM155 179H153L152 181H154ZM159 179V178H158ZM164 179V178H163ZM165 179V180H166ZM207 179V178H206ZM210 179V178H209ZM224 179V178H223ZM237 179V178H236ZM261 179V178H260ZM259 179V180H260ZM6 180H8V181H6ZM78 180V179H77ZM82 180V179H81ZM97 180H98V178H97ZM101 180V179H100ZM110 180V179H109ZM138 180V179H137ZM160 180L162 181V178L160 177V179H159V181L158 182H160ZM166 180V181H167ZM192 180V181H193ZM196 180V179H195ZM201 180V179H200ZM204 180V179H203ZM217 180V179H216ZM230 180V179H229ZM245 180V179H244ZM254 180V179H253ZM256 180V179H255ZM62 181H63V179H62ZM136 181V180H135ZM156 181L157 180H155V183H156ZM165 181V182H166ZM207 181V180H206ZM221 181V180H220ZM219 181V182H220ZM222 181H224V180H222ZM264 181V180H263ZM14 183V185H16V187H14V188H17V187H19V188H17V189H10V188H8V183L9 184H12V183ZM60 182V181H59ZM103 182V181H102ZM191 182V181H190ZM196 182V181H195ZM211 182V181H210ZM214 182V181H213ZM216 182V181H215ZM219 182H217V183H219ZM244 182V181H243ZM255 182H258V181H255ZM254 182V183H255ZM56 183V182H55ZM79 183V182H78ZM98 183H100V182H98ZM139 183V182H138ZM144 183V182H143ZM153 183V182H152ZM162 183V182H161ZM212 183V182H211ZM230 183H231V181H230ZM233 183V182H232ZM247 183V182H246ZM263 183V182H262ZM79 184H81V183H79ZM160 184V183H159ZM158 184V185H159ZM163 184H164V180H163ZM198 184V183H197ZM222 184V182H220V185ZM224 184V183H223ZM227 185H228V183H226ZM235 184V183H234ZM238 184V183H237ZM237 184H235V185H237ZM241 184H242V182H241ZM258 184H260V183H258ZM78 185V184H77ZM103 185H105V184H103ZM134 185V184H133ZM136 185V184H135ZM142 185V184H141ZM153 185V184H152ZM157 185V186H158ZM190 185H192L191 183H190ZM225 185V184H224ZM227 185H225V186H227ZM233 185V184H232ZM234 185V186H235ZM244 185V184H243ZM245 185H248V184H245ZM244 185V186H245ZM251 185V184H250ZM53 186H55V187H53ZM76 186V185H75ZM80 186H82V185H80ZM143 186V185H142ZM153 186H155V185H153ZM156 186V187H157ZM165 186V185H164ZM164 186H163V188H164ZM168 186V185H167ZM170 186H169V188H170ZM219 186V185H218ZM233 186V187H234ZM241 186V185H240ZM260 186V185H259ZM258 186V187H259ZM78 187V186H77ZM77 187H75L76 188V190H77ZM131 187V186H130ZM220 187H222V189H223V186H220ZM253 187V186H252ZM257 187V188H258ZM261 187H263L262 185H261ZM12 188V187H11ZM97 188V187H96ZM96 188H94V189H96ZM101 188H103V187H101ZM142 188H144V187H142ZM146 188V187H145ZM149 188V187H148ZM160 188V187H159ZM162 188V189H163ZM217 188V187H216ZM237 188V187H236ZM242 188V187H241ZM240 188V189H241ZM244 188V187H243ZM80 189V188H79ZM132 189V188H131ZM152 189V188H151ZM211 189V188H210ZM214 189V188H213ZM212 189V190H213ZM221 189V188H220ZM227 189V188H226ZM233 189V188H232ZM239 189V188H238ZM251 189V188H250ZM75 190V189H74ZM97 190V189H96ZM139 190V189H138ZM145 190V189H144ZM153 190V189H152ZM158 190V189H157ZM161 190V189H160ZM167 190V189H166ZM228 190V189H227ZM229 190H231V189H229ZM237 190V189H236ZM244 190V189H243ZM248 190V189H247ZM253 189H251V191H252ZM12 191V192H11ZM163 191V190H162ZM208 192H209V190H207ZM241 191V190H240ZM245 191V190H244ZM261 191H263V190H261ZM260 191V192H261ZM97 192V191H96ZM137 192V191H136ZM158 192V191H157ZM161 192V191H160ZM208 192H206V193H208ZM211 192V191H210ZM215 192V191H214ZM221 192V191H220ZM233 192V191H232ZM237 192V191H236ZM254 192V191H253ZM260 192H258V193H260ZM78 193V192H77ZM76 193V194H77ZM94 193H95V191H94ZM134 193H135V191H134ZM159 193V192H158ZM168 193H169V191H168ZM167 193V194H168ZM224 193V192H223ZM81 194V193H80ZM90 194V193H89ZM136 194V193H135ZM137 194H139L138 192H137ZM161 194H163V193H161ZM167 194H166V196H167ZM233 194H237V193H233ZM232 194V195H233ZM238 194H239V192H238ZM254 194H256V193H254ZM263 194L264 193H262V196H263ZM62 195V196H61ZM67 195V194H66ZM92 195V194H91ZM209 195V194H208ZM218 195V194H217ZM223 195V194H222ZM243 195V197H244V194H242ZM253 195V194H252ZM61 196V197H60ZM134 196H136V195H134ZM205 196V195H204ZM207 196V195H206ZM210 196H213V195H210ZM219 196V195H218ZM217 196V197H218ZM234 196V195H233ZM236 196H238L239 197V199H240V196L239 195H236ZM256 196V195H255ZM259 196V195H258ZM261 196V195H260ZM67 197V196H66ZM80 197V196H79ZM93 197V196H92ZM138 197V196H137ZM136 197V198H137ZM170 197V196H169ZM251 197L252 196H250L249 197V199H251ZM254 197V196H253ZM10 198V197H9ZM90 198H91V196H90ZM163 198V197H162ZM207 198H208V196H207ZM221 198H222V196H221ZM236 198V197H235ZM259 198V197H258ZM261 198V197H260ZM11 199V198H10ZM83 199V201H84V198H82ZM98 199V198H97ZM138 199V198H137ZM141 199V198H140ZM214 199V198H213ZM212 199V201H214ZM216 199V198H215ZM219 199V198H218ZM237 199V198H236ZM242 199H244V198H242ZM246 199V198H245ZM264 198H262L260 201H262ZM6 200V201H5ZM12 200H14V197H13V199ZM62 199H60V201H61ZM75 200V199H74ZM89 200H91V199H89ZM96 200V199H95ZM170 200V199H169ZM224 200H225V198H224ZM227 200V199H226ZM233 200V199H232ZM257 199H255L254 201H256ZM63 201H65V200H63ZM62 201V202H63ZM69 202H70V200H68ZM68 201H66V203H68ZM94 201V200H93ZM128 201V200H127ZM144 201V200H143ZM142 201V202H143ZM148 201V200H147ZM167 201V200H166ZM212 201H211V203H212ZM241 201V200H240ZM254 201H252V202H254ZM258 201V200H257ZM260 201H259V203H260ZM74 202H76V200L74 201ZM124 202V201H123ZM129 202V201H128ZM127 202V203H128ZM145 202V201H144ZM169 202V201H168ZM205 202V201H204ZM203 202V203H204ZM224 202V201H223ZM242 202V201H241ZM247 202V201H246ZM250 202H251V200H250ZM249 202V203H250ZM49 203V202H48ZM88 203V204H87ZM148 203V202H147ZM146 203V204H147ZM152 203V202H151ZM151 203H149V204H151ZM208 203H209V201H208ZM207 203V204H208ZM211 203H210V205H211ZM222 203V202H221ZM244 203V202H243ZM248 203V202H247ZM262 203H264V201L262 202ZM44 204V203H43ZM56 204V203H55ZM141 204V203H140ZM170 204H171V202H170ZM212 204H214V203H212ZM216 204V203H215ZM218 204V203H217ZM229 204V203H228ZM242 204V203H241ZM251 204V203H250ZM256 204V203H255ZM54 205V204H53ZM57 205V204H56ZM60 206L61 205H63V204H61V202H60V204H59ZM71 205V204H70ZM145 205V204H144ZM202 205H205V203L204 204H202ZM209 205V204H208ZM219 205V204H218ZM217 205V206H218ZM221 205H223V204H221ZM220 205V206H221ZM230 205V204H229ZM233 205V204H232ZM235 205V204H234ZM237 205H240V204H237ZM249 205V204H248ZM59 206V207H60ZM64 206V205H63ZM69 206V205H68ZM127 206V205H126ZM136 206V208L138 207L137 205H135ZM135 206H134V209H136L135 208ZM140 206V205H139ZM141 206H142V204H141ZM154 206V205H153ZM153 206H152V208H153ZM213 206V205H212ZM212 206H210L211 208H212ZM216 205H214V207H215ZM243 206V205H242ZM242 206H240L241 208H242ZM253 206V205H252ZM256 206V205H255ZM254 206V207H255ZM260 206V205H259ZM263 206H264V204H263ZM262 205H261V207H263ZM8 207H11V205H9ZM13 207V206H12ZM36 207V208H35ZM67 207V206H66ZM202 207V206H201ZM207 207V206H206ZM227 207V206H226ZM236 207V206H235ZM245 207V206H244ZM248 207V206H247ZM251 207V206H250ZM50 208V207H49ZM52 208V207H51ZM55 208H56V206H55ZM62 208H64V207H62ZM70 208V209H71ZM141 208V207H140ZM143 209L145 208L146 209V207L144 206V207H142ZM140 209V211H143V209ZM169 208V207H168ZM168 208H167V210H168ZM205 208V207H204ZM216 208V207H215ZM215 208H214V210H213V208H212V210L210 211H207L206 210V208H205V211H207L206 213L207 214H205V215H203V213L201 212V215L202 216H200L199 214V216H200V218L198 219V223H194V225L192 224V226H190L191 224H189L188 226H190L188 229H187V227H184L185 225H183V227H184V229L186 228V230H183L184 232L185 231H187L188 230V232H186L187 233V235H184L185 237H187L186 239H189L187 242H189L188 244H190V246L189 247H187L188 249L186 250V251H181L182 253L183 252H186L185 254L183 253V255L184 256H186V258L188 257V258H190V260L192 261V263L193 264H251L249 261H250V259L251 258H249V256L251 257L252 256V258L253 259H256V258H258L257 259V262L258 263H262V259H264V215H263V212H264V210L262 211V214H260V216L261 215H263L262 217H259V219L258 220H253L254 219V217H253V219H251L252 218V216H253V214H255L254 212H256V211H253V214L251 215L250 213H248L249 211H247V213L248 214H246V215H242L243 214V212H241L242 214L240 215V212H238L239 214H237V215H240L239 216V219H238V221L235 223V226H233L232 224H231V219L233 218V220H234V216H235V214H233V213H230L228 210H225V212H221L220 210H215ZM218 208V207H217ZM216 208V209H217ZM225 208V207H224ZM233 208V207H232ZM260 208V207H259ZM29 209H31V210H29ZM53 209V208H52ZM61 209V208H60ZM69 209V210H70ZM149 209V208H148ZM147 209V210H148ZM159 209V208H158ZM171 209V208H170ZM203 209V208H202ZM218 209H220V208H218ZM223 209V208H222ZM248 209H250V208H248ZM252 210H253V208H251ZM255 209V208H254ZM256 209H258V204H257V206H256ZM2 210V211H3ZM20 210V209H19ZM18 210V211H19ZM50 210V209H49ZM129 210V209H128ZM131 210H133V208L131 209ZM147 210H144V211H147ZM156 210V209H155ZM164 210H165V208H164ZM166 210V211H167ZM200 210H201V208H200ZM224 210V209H223ZM244 210V209H243ZM259 210H261V208L259 209ZM258 210V211H259ZM15 211H17V210H15ZM59 211V210H58ZM61 211V210H60ZM67 211H68V208H67ZM79 211V212H80ZM136 211V210H135ZM150 210H148V215H144V219H145V217H146V219L144 220L145 222L144 223H149L150 221H153V220H156V219H161L162 217H161V215L160 214H155L154 215V213H153V215L154 216H152V214H150V212H149ZM158 211V210H157ZM163 211V210H162ZM165 211V212H166ZM203 211V210H202ZM238 211V210H237ZM70 212V211H69ZM79 212H78V214H79ZM134 212V211H133ZM168 212L169 211H167V214H168ZM172 212V211H171ZM176 212V211H175ZM199 212V211H198ZM197 212V213H198ZM236 212V211H235ZM5 213H7V210L5 211ZM11 213H14V212H11ZM50 213V212H49ZM48 213V214H49ZM54 213V212H53ZM56 213V212H55ZM135 213V212H134ZM136 213H137V211H136ZM135 213V214H136ZM139 213V212H138ZM258 213V212H257ZM259 213H261V212H259ZM8 214V213H7ZM57 214V213H56ZM60 214V213H59ZM58 214V215H59ZM61 214H62V212H61ZM67 214V213H66ZM128 214V213H127ZM129 214H130V212H129ZM135 214H134V216H135ZM143 214V213H142ZM170 214V213H169ZM172 214H173V212H172ZM175 214H178V213H175ZM0 215H2L1 213H0ZM5 215V214H4ZM9 215V214H8ZM8 215H5V216H8ZM14 215V214H13ZM20 215V214H19ZM65 215V214H64ZM72 215H73V213H72ZM120 215V214H119ZM119 215H118V217H119ZM151 215V216H150ZM178 215H181V214H178ZM236 215V216H237ZM3 216V215H2ZM67 216V215H66ZM138 216H140V215H138ZM143 216V215H142ZM147 216H148V218H147ZM150 216V217H149ZM174 216V215H173ZM196 216V215H195ZM52 217V216H51ZM118 217L116 218V220L118 219ZM131 217V216H130ZM133 217V216H132ZM137 217V216H136ZM136 217H134V218H136ZM161 217V218H160ZM167 217V216H166ZM198 217V216H197ZM258 217V216H257ZM6 218H8V217H6ZM46 218H48V215H47V217ZM61 218V217H60ZM121 218V217H120ZM195 218V217H194ZM193 218V219H194ZM261 218V219H260ZM1 219L2 220H4V218L3 217H1ZM37 219H38V221H37ZM43 219H45V218H43ZM66 219V218H65ZM122 219V218H121ZM121 219H119L120 221H121ZM125 219V218H124ZM139 220H140V217L138 218ZM177 219H178V217H177ZM192 219V218H191ZM192 219V220H193ZM41 220H42V218H41ZM59 220V219H58ZM57 220V223L59 222ZM63 220V219H62ZM5 221V220H4ZM3 221V222H4ZM37 221V222H36ZM40 221V222H39ZM64 221V220H63ZM124 221V220H123ZM125 221H127V220H125ZM138 221V220H137ZM141 221V220H140ZM143 221V220H142ZM158 221V220H157ZM179 221V220H178ZM193 221H195V220H193ZM193 221H192V223H193ZM85 222H87L86 220H85ZM170 222V221H169ZM175 222V221H174ZM188 222V221H187ZM190 222V221H189ZM1 223V222H0ZM80 223V225H79V229L78 230H81V229H85V227L84 226H86V225H88V224H81ZM91 223V222H90ZM117 223H119V221H117ZM138 223H140V224H142L143 222H138ZM143 223V224H144ZM154 224L156 223V221L155 222H153ZM191 223V222H190ZM53 224V223H52ZM52 224H49V225H52ZM94 224V223H93ZM108 224V223H107ZM113 224H115V225H117L116 224V222L115 223H113ZM160 224V221H158V224L156 223V226L157 225H159ZM182 224V223H181ZM187 224V223H186ZM6 225V224H5ZM10 225V224H9ZM8 225V226H9ZM37 225V226H36ZM55 225V224H54ZM95 225V224H94ZM123 225V224H122ZM125 225H128V224H124V226ZM153 225V224H152ZM170 225V224H169ZM48 226V225H47ZM46 226V227H47ZM104 226H105V224H104ZM109 226H110V224H109ZM111 226H112V224H111ZM121 226V225H120ZM131 226H133V225H131ZM140 226H142V225H140ZM145 226V229L147 228L146 227V225H143V227ZM154 226V225H153ZM175 226V225H174ZM178 226V225H177ZM179 226H181V225H179ZM232 226H233V228H232ZM246 226H248V229L247 230H244L245 228H246ZM46 227H44L45 229H46ZM49 227V226H48ZM54 227V226H53ZM56 227H57V224H56ZM87 227V226H86ZM89 227V226H88ZM87 227V228H88ZM99 227V226H98ZM130 227V226H129ZM150 227V226H149ZM182 227V226H181ZM237 227H239L237 230H235ZM43 228V229H44ZM86 228V229H87ZM116 229H114V227H113V229L114 230H116V232H117V227H115ZM121 228L122 229H124L122 226H121ZM126 228V227H125ZM131 228V227H130ZM174 228V227H173ZM178 228V227H177ZM177 228H175L176 230H177ZM26 229H28V228H26ZM35 229V228H34ZM33 229V230H34ZM42 229V230H43ZM49 229V228H48ZM92 229H93V227H92ZM98 229V228H97ZM107 230H105V231H108V228H106ZM110 229V228H109ZM120 228H118V230H119ZM127 229V228H126ZM129 229V228H128ZM134 229V228H133ZM136 229H138V228H136ZM167 229V228H166ZM169 229V228H168ZM168 229L166 230V232H163V233H166V235L167 234H169L170 235V232L173 230L172 229V227H171V231H168ZM174 229V230H175ZM31 230V229H30ZM47 230V229H46ZM45 230V231H46ZM102 230V229H101ZM114 230H113V232H114ZM132 230V229H131ZM147 230V229H146ZM148 230H149V228H148ZM156 230V229H155ZM173 230V231H174ZM182 230V229H181ZM2 230H0V232H1ZM4 231H5V229H4ZM25 232L27 231V230H24ZM24 231H23V233H24ZM35 231V230H34ZM96 231V230H95ZM104 231V230H103ZM111 231L112 230H110L109 231V233L111 234V235H113L114 236V234L115 233H111ZM121 231V230H120ZM125 231V230H124ZM134 231V230H133ZM136 231V230H135ZM168 231V232H167ZM172 231V235H170V237H168L169 235H165V237L167 238V239H163L164 241H165V244H163V247H164V245L165 246H170L171 247V249L170 250H173V249H175L179 244H180V240H181V238H183V240L185 239L184 237H183V233L184 232H180V230H179V232L178 231H175V232H178V233H174ZM40 232V231H39ZM38 232V233H39ZM50 232H53V230L51 229V231ZM81 232V231H80ZM83 232V231H82ZM145 232H147V231H145ZM237 232V233H236ZM238 232H240V234L238 233ZM20 233V234H21ZM32 233V232H31ZM30 233V234H31ZM49 233V232H48ZM54 233V232H53ZM53 233H52V235H50V233H49V235L52 237L53 236ZM66 233V232H65ZM91 233V232H90ZM107 233V232H106ZM105 232H104V234L107 236V234H106ZM127 235H126V234ZM138 233V232H137ZM186 233H184V234H186ZM7 234V235H8ZM19 233H17L16 235H18ZM20 234H19V236H20ZM29 234V236H31L32 237V235H30ZM62 234V233H61ZM69 234H74V233H69ZM93 234V233H92ZM97 234V233H96ZM118 234H122V233H118ZM117 234V235H118ZM148 234V233H147ZM154 234V233H153ZM162 233H160V235H161ZM5 235V234H4ZM11 235H8V236H11ZM34 235V234H33ZM38 234H36L35 236H37ZM44 235V234H43ZM55 235V234H54ZM58 235V234H57ZM98 235H99V233H98ZM101 235V234H100ZM123 236H124V240L125 241H123V242H121V243H116V241H115V243L117 244H114L113 245V243L112 242H110V243H112V248L114 249H117V247L118 248H121V251H125V253H128V258L130 257V256H134L135 254H136V252H137V250H138V248L139 247H141L142 246V244H141V246H139V244L141 243V241H143L144 240V233L143 234H139L138 235V239H140L141 241L139 242V243H136L138 240H136V241H134V239L132 240L131 239V241H134V243L132 244L131 243V241H129V239L126 241V239H125V237L126 236H128L129 234L125 231L124 232V234H122ZM121 235V236H122ZM126 235V236H125ZM131 235H133V232H132V234ZM137 235V234H136ZM157 235H159V234H157ZM156 234H155V237L157 236ZM164 235V234H163ZM7 236V237H8ZM14 236V235H13ZM23 236H28L27 234L26 235H23ZM22 236V237H23ZM39 236V235H38ZM49 236V237H50ZM63 236V235H62ZM65 236V235H64ZM82 236V235H81ZM80 236V237H81ZM85 236V235H84ZM88 236V235H87ZM105 236V237H106ZM120 236V235H119ZM118 236V237H119ZM122 236V237H123ZM130 236V235H129ZM128 236V237H129ZM135 236V235H134ZM151 236V235H150ZM154 236V235H153ZM152 236V237H153ZM21 237V238H22ZM42 237V236H41ZM45 237V236H44ZM108 237V236H107ZM106 237V239H108ZM112 237V236H111ZM115 237V236H114ZM118 237H117V239H118ZM155 237H153V239L155 238ZM165 237H163V238H165ZM13 238V237H12ZM36 238V237H35ZM54 237H52L51 238V240L53 239ZM56 238V237H55ZM54 238V239H55ZM59 238V237H58ZM65 238V237H64ZM83 237H81L80 239H82ZM86 239H88L89 237H85ZM90 238H91V236H90ZM116 238V237H115ZM132 238V237H131ZM134 238V237H133ZM159 238L161 239L162 238V236L160 237L159 236ZM243 238V239H242ZM9 240L11 239V238H8ZM14 239H16V238H14ZM13 239V240H14ZM50 239V238H49ZM67 239V238H66ZM111 239V238H110ZM143 239V240H142ZM241 239V240H240ZM7 240V239H6ZM5 240V241H6ZM13 240H11V241H13ZM18 240V239H17ZM20 240H22V239H20ZM28 240H29V238H28ZM51 240H49V244L51 243ZM57 240V239H56ZM120 240V239H119ZM157 240V239H156ZM162 240V241H163ZM236 240H239L240 242L242 241V243L244 242V246L243 247H245V246H247L248 247V249L245 247L244 248V250H242L243 249V247H242V249L241 248H239V251H240V249H241V252H242V255H240L239 253H241V252H239L238 251V247H234L233 246V244L235 243V241ZM247 240V241H246ZM259 240V241H258ZM260 240H261V242H260ZM11 241H9L10 243H6V245H8V244H15L16 242H14V243H11ZM72 241V240H71ZM73 241H75V240H73ZM110 241V240H109ZM108 241V242H109ZM122 241V240H121ZM150 241V240H149ZM161 240H158V241H155L157 244H158V249H156L157 251L156 252H158V250H160L161 249V247H162V243H164V242H160ZM238 241V242H239ZM20 242V241H19ZM24 242V241H23ZM35 242V241H34ZM55 242V241H54ZM76 242H78V241H76ZM114 242V241H113ZM120 242V241H119ZM183 242V241H182ZM186 242V241H185ZM237 242V241H236ZM237 242V243H238ZM260 242V243H259ZM21 243H22V241H21ZM56 243H57V241H56ZM71 243V242H70ZM131 243V244H130ZM143 243V242H142ZM161 243V244H160ZM259 243V244H258ZM1 245H2V243H0ZM32 244V243H31ZM48 244V245H49ZM55 244V243H54ZM59 244V243H58ZM72 244H74V243H72ZM149 244V243H148ZM160 244V245H159ZM236 244V243H235ZM239 244V243H238ZM248 244V245H247ZM0 245V246H1ZM16 245V244H15ZM18 245H20V244H18ZM18 245H16L17 247H18ZM22 245H23V243H22ZM25 245V244H24ZM28 246H29V244H27ZM32 245H34V244H32ZM77 245V244H76ZM80 245V244H79ZM78 245V246H79ZM184 245H185V243H184ZM259 245H260V247H259ZM9 246V245H8ZM14 246V245H13ZM36 246V245H35ZM38 246V245H37ZM58 246V245H57ZM62 246V245H61ZM108 246H110V245H108ZM145 246V245H144ZM150 246V245H149ZM148 246V247H149ZM176 246V247H175ZM180 246V245H179ZM241 246H242V244H241ZM10 247V246H9ZM152 247V246H151ZM156 247V248H157ZM162 247V248H163ZM169 247V248H170ZM175 247V248H174ZM34 248V247H33ZM73 248H74V246H73ZM80 248H82V247H80ZM1 249H3V248H1ZM32 249V248H31ZM36 249V248H35ZM78 249V248H77ZM153 249V248H152ZM167 249V248H166ZM177 249V248H176ZM181 249V248H180ZM185 249H186V247H185ZM184 249V250H185ZM246 249V250H245ZM4 250H6V249H4ZM3 250V251H4ZM7 250H10V249H7ZM12 250V249H11ZM60 250V249H59ZM58 250V252L60 253V251ZM62 250V249H61ZM68 250V249H67ZM76 250V249H75ZM82 250V249H81ZM118 250V249H117ZM116 250V251H117ZM179 250V249H178ZM182 250H183V248H182ZM14 251H17V250H14ZM23 251V250H22ZM29 251V250H28ZM27 251V252H28ZM33 251V250H32ZM51 251V250H50ZM49 251V252H50ZM108 251H109V249H108ZM108 251H106V252H108ZM120 251V252H121ZM139 251H140V249H139ZM143 252H144V249L142 250ZM169 250H160L158 253H156V254H158V256L159 257H163V256H161L162 254H165V253H167ZM244 251V252H243ZM11 252V251H10ZM21 252V251H20ZM26 252V251H25ZM34 252H36V251H34ZM39 252V251H38ZM46 252H48V251H46ZM53 252V251H52ZM50 252L51 253V255L53 254V253H55V252ZM58 252H56V253H58ZM65 252V251H64ZM63 252V253H64ZM68 252H70V250H68ZM78 252V251H77ZM76 252V253H77ZM81 252H83V251H81ZM154 252V251H153ZM1 253V252H0ZM7 253V252H6ZM14 253V252H13ZM28 253H30V252H28ZM45 253V252H44ZM62 253V254H63ZM84 253V252H83ZM110 253V252H109ZM125 253H124V255L123 256H125ZM142 253V252H141ZM140 252H139V254H140V256L143 254H141ZM148 253V252H147ZM151 253V252H150ZM4 254V253H3ZM108 254V253H107ZM120 254V253H119ZM154 254V253H153ZM261 254V255H260ZM7 255V254H6ZM9 255H11V254H8V256ZM19 255V254H18ZM33 255V254H32ZM38 255V254H37ZM42 255V254H41ZM58 255V254H57ZM64 255V254H63ZM63 255H61V257L63 256ZM65 255L67 256V254L65 253ZM74 254H72V256H73ZM77 255V254H76ZM76 255H74V256H76ZM78 255L79 256H76L75 258L77 259V261H81V259H82V255L81 254H79L78 253ZM112 255V254H111ZM179 255H180V252H179ZM179 255H178V257H179ZM262 257L261 259H260V257ZM15 256H17V252H16V254H15ZM24 256H26V255H24ZM36 256V255H35ZM43 256H45L46 257V255L44 254ZM50 256V255H49ZM65 256V257H66ZM109 256V255H108ZM138 256V255H137ZM140 256H138L139 258H140ZM156 256V255H155ZM4 257V256H3ZM5 257H7V256H5ZM13 257V256H12ZM19 257V256H18ZM38 257V256H37ZM40 257V256H39ZM47 257H48V255H47ZM52 257V256H51ZM57 257V256H56ZM60 257V256H59ZM60 257V258H61ZM69 257H71L70 255H69ZM68 257V258H69ZM127 257V256H126ZM135 257V256H134ZM176 257V256H175ZM178 257H176L175 258V261H174V257L171 259V257H170V259L171 260H173V262H171L170 264H175L177 261H178ZM180 257H182V259L184 258L185 259V257H183L182 256V254L180 255ZM243 257V258H242ZM17 258V257H16ZM28 258V257H27ZM31 258H33V257H31ZM36 258V257H35ZM43 258V257H42ZM55 258V257H54ZM54 258H52V259H54ZM63 258V257H62ZM61 258V259H62ZM108 258V257H107ZM187 258V259H188ZM242 258V259H241ZM25 259H26V257H25ZM48 259V258H47ZM72 259H73V257H72ZM76 259H74V260H76ZM122 259L123 260H125L126 259V261H127V258H123L122 257ZM135 259H138V258H135ZM1 260V259H0ZM6 260H7V258H6ZM19 259H17V261H18ZM34 260V259H33ZM57 260V259H56ZM59 260V259H58ZM65 260V259H64ZM106 260V259H105ZM107 260H109V258L107 259ZM110 260H111V258H110ZM121 260V259H120ZM120 260H118L117 262H119ZM143 260V259H142ZM152 260V259H151ZM155 260H156V258H155ZM168 260H169V258H168ZM171 260H169L168 262H170ZM181 260V258H179V261H178V263L179 262H181L180 261ZM186 260V259H185ZM184 260V261H185ZM252 260V259H251ZM259 260V261H258ZM260 260H261V262H260ZM11 261V260H10ZM41 261V260H40ZM53 261V260H52ZM79 261V262H80ZM137 261H140V260H137ZM163 261V260H162ZM166 261H167V259H166ZM191 261H189V262H191ZM255 260H253V262H254ZM20 262V261H19ZM18 262V263H19ZM21 262H23V261H21ZM31 262V261H30ZM34 262V261H33ZM51 262V261H50ZM55 262V261H54ZM56 262H59V261H56ZM60 262H61V260H60ZM63 262V261H62ZM67 261H65V263H66ZM69 262V261H68ZM68 262H67V264H68ZM72 262V261H71ZM76 262V261H75ZM82 262V261H81ZM115 262V261H114ZM168 262H166V264H168ZM175 262V263H174ZM188 262V261H187ZM188 262V263H189ZM252 262V264H255V263H257V262H255V263H253ZM11 263V262H10ZM28 263V262H27ZM40 263V262H39ZM42 263V262H41ZM48 263V262H47ZM64 263V264H65ZM78 263V262H77ZM104 263V262H103ZM165 263V262H164ZM163 262L162 263H157L156 262V264H164ZM177 263V264H178ZM191 263V264H192ZM0 264H2V262L0 261ZM7 264V263H6ZM22 264V263H21ZM36 264V263H35ZM49 264V263H48ZM150 264V263H149ZM153 264H154V262H153ZM187 264V263H186ZM263 264H264V262H263Z\"/></svg>","mask_w":264,"mask_h":264}]
</instances>
